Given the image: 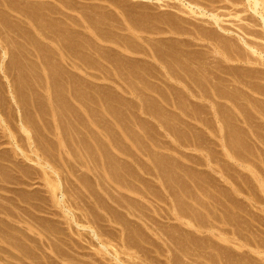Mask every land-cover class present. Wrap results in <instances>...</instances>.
<instances>
[{
  "label": "rangeland",
  "instance_id": "374dc122",
  "mask_svg": "<svg viewBox=\"0 0 264 264\" xmlns=\"http://www.w3.org/2000/svg\"><path fill=\"white\" fill-rule=\"evenodd\" d=\"M0 1L2 2V3L0 2V5H2L0 6V40H2L0 41V67H1L0 68V158H2L0 159V164H1L0 165V199H2L0 200V204H1L0 208L2 209V210L0 209V248L3 249V250L0 249V258H1L0 264H3V263L4 264L6 263L8 264L48 263V261L46 260L51 256H55V257L57 256L59 258V256L56 255L57 249L55 248H58L60 250L64 249V251L65 250L67 251L68 249L69 251L76 249V254H75V250L72 251L76 255V257H73L74 260L77 258V256L79 257L83 255V257H79L80 262H78L77 260L78 258L76 259L77 261L75 260L76 262L70 259L72 258L71 256L70 258L66 256L67 257L65 260L66 263L64 261V258L58 259L56 257V260L58 261V263L60 262L59 260H61L59 264L61 263L69 264L70 260H72L74 264L76 263L77 264H85V263L95 264L96 262H97L96 264H103L104 259H105L104 264H108V263L109 264H122L124 263L123 261L129 260L126 258V257L130 258L126 254V252L129 250L131 251L135 250L137 252V256L139 254L140 256H142L144 252L146 254L148 251H151L152 249L157 250V248H159V250H163V253H166L164 249L161 248L164 242L162 243V240L159 238L160 234H162L163 236V233L164 235L165 234L173 235L177 233H178L177 235H180L181 233V235L185 234L186 236H188L187 233H190L189 234L190 236L191 235L195 236L197 237V239H199V237L202 238L203 240L199 239L200 241L195 240L196 241L195 243H197V245L194 243V239L192 240V243H190L191 241L188 243L192 245L186 244L187 242L186 243L183 241L181 242L185 243V245H188V247L191 246L193 248L195 247L200 248L202 246L199 251L197 249V252H195L196 250L195 251L191 250V252L193 251V253L195 252L196 254L199 252L201 254L202 253L201 251H203L204 254L203 253L202 254L204 256H205V251L207 249L203 250L202 248H208L206 252V255L208 257L207 256L197 257V258H204L201 260L203 261L206 260L205 263L210 262L212 258H213L212 261L214 260L217 263L210 262L211 264H219V262L226 263L224 258L227 259L232 256H235V257L237 256L236 258L232 257L233 259L229 258L230 260L228 259L227 260L230 261L229 263L232 262L234 264H238L239 261L240 262L241 260L243 261L244 258L241 259L240 257V259H238V257L242 256L243 254H245L244 256H246V259H247L248 257L247 253L248 255L249 253H252L249 251L248 247L247 246L243 247V249L241 248V250H239V247H238V249H236L237 250L236 252L234 250L235 248H233L234 243L236 247V243H237L236 240H233L235 241L234 243L233 241H230L228 243L227 241H225V243L220 242V241H223L217 237V235L221 233V231L219 232L220 229L219 230L215 229L217 230L216 232L215 230L212 231L211 229L201 228L200 226L202 225L200 226L197 225L198 228L199 227L201 228L200 229L201 234H200L199 229L197 227H195V229H193L194 227L189 228V225L186 224V222H188V218L190 217V219H192L191 222H193L194 220L195 222L200 220L203 224H206L205 221H208L209 219V220H212V221H208L211 225L213 224V221L215 220L218 222H214L213 225H215L216 223H217L216 226L221 223L222 224L224 223L225 225L228 222L227 220H229L227 219V217L230 216L232 219L234 218L235 219L232 221L230 217L228 218H230L232 222H237V224L239 223V226L236 225V223H233L232 224L233 227H232L231 226L232 222L229 223L231 227L227 225L228 223L225 226L219 225L220 228L228 227L229 228V229L227 228L228 230L232 229L231 232H229L228 230H226V228H223L222 230L225 229L224 231H222L223 234L226 233L227 235V233L229 232L232 235H234L235 234L234 232L236 231V234L238 233L237 234L238 236L242 232H243L242 233L243 235L241 234L240 236H244V234L246 233L245 235L247 237V240L250 238L249 239V241H251L250 244L252 243L255 244V242H257L256 240L259 241V239L262 238L263 233H264V229H259V228H264V224H262V222H264V218H263L264 217V202H263L264 200L262 201V199H264V185H263L264 184V87H263L264 86V77H263L264 76L263 74L264 64H262L264 63V59L258 56L257 53L256 54L254 53L255 55L254 56L251 50H249V48L246 46L245 42L243 40H242L243 42H240L241 40H239L242 36L247 40L252 39L250 42L253 41V43H256V44L258 42L259 43L258 46L260 47H262V45L264 46L263 44L264 41H262L260 38H258V41H257L256 37L251 38L252 35H250L251 29H252V32L254 31L256 32L257 31L256 29H258V31L260 32L258 25L257 26L255 25V27L254 25L251 26L252 24L255 23V21H251V18L254 14H250V11L249 13L248 11L246 12L243 11L242 7L247 8L246 6L241 5V4L235 6L233 2H230V1L221 0L222 2H220V0L218 1L213 0L212 2H210L209 0L210 4L208 5V3L205 2V1L208 2V0H205V1L199 0L203 4L204 3L207 4L208 6L205 5L207 6V8L210 7V5H212L208 9L212 8L216 13L219 12L218 14L221 18L220 24L223 25V28H221L222 25L219 26L215 24L212 21V19H210V17L209 18L207 16L201 17L194 13L193 15H189L188 13L190 14L192 13L187 8H185L183 5L180 4L181 5L180 6L178 4V1L176 0L175 1L169 0L170 1V2L168 1L169 5H168L167 0L166 1L163 0L162 1L163 4L160 3L158 0L157 1L156 0H152V1L151 0H146V1L136 0L137 3L135 0H126V1L117 0V3L119 5H117V3H115L116 1H113V0H6V1L0 0ZM11 2H13L12 7H11ZM219 2L221 5L219 4ZM114 3L116 4V6ZM158 3H160V5ZM212 3H215V4H212ZM48 7L50 8V10ZM5 8H8V9H5ZM111 8L113 9V11ZM121 8H123L122 9L123 12ZM240 8L242 9L241 11H243V13L240 11ZM61 9H64V11L62 10V12H60ZM118 9L121 11L117 12L119 11ZM180 10L182 11L180 12ZM108 11L110 13H108ZM8 13H10L11 16L8 15ZM70 13L72 14L71 16H70ZM118 13H121V14H118ZM122 13H127V14H122ZM140 13H142L143 16ZM173 13L174 15H177V16H174ZM84 14H86L87 16ZM103 14L104 15L106 14L105 17ZM117 14H118V17H116ZM237 14L238 15L241 14L240 15L241 17H238ZM4 15H6V17ZM78 15H82V16H78ZM246 16H248L249 18ZM141 17L149 18V20L145 18L142 19ZM57 18L59 20H57ZM60 18H62V20ZM79 18L80 20H78ZM103 18L105 20L107 19L106 20L107 23L105 22V20H103ZM177 18H179L180 20ZM191 18L193 21L191 20ZM9 19L13 21L11 22V20ZM81 19H83L84 21L82 22ZM63 20L64 21L66 20L68 22L65 21L63 23ZM135 20H137L136 22L138 24L135 22ZM166 20L167 21L169 20V21L167 22ZM174 20H178V21L174 22ZM95 21H97V23ZM209 21L211 22L209 23ZM9 22L11 24H9ZM92 22H94V24ZM65 23H67V25ZM13 24L14 26L12 28L11 25ZM53 24L55 25L53 26ZM72 24L73 25L75 24V25L73 26ZM91 24H92V27H91ZM127 24H128V28H126ZM178 24L179 25L181 24V25L178 26ZM184 24H186V26ZM121 25H122V28H121ZM244 25H247V26H244ZM218 27H220L221 30ZM239 27H242V28H239ZM249 27L250 28L252 27V28L249 29ZM7 28L9 29L7 30ZM11 28L12 30H14L13 32ZM173 28L175 29L176 32L174 31ZM224 28L225 29L227 28L226 30H228L226 31V33H223L225 32L223 31ZM243 28L247 30V33L244 32L245 30ZM260 29L262 28L260 27ZM200 30L203 32V34ZM205 31L206 32L209 31V33L211 31L212 34L207 33L209 34V36H207ZM215 32L216 33L219 32V33L216 34ZM238 32H241V33H238ZM8 35L10 36L12 35V39ZM212 35H215V36H212ZM5 36H7L9 40H7ZM2 37L5 38L7 41L5 39L3 40ZM255 38H256V41H255ZM259 41L260 42L262 41L261 42L262 44ZM244 46L247 47V49L244 48ZM241 51L243 53H241ZM248 52L250 53V55L252 54L251 57H253L254 59L249 58L250 56L248 55L249 54ZM240 56L242 58H240ZM243 58H247V60L246 59L243 60ZM257 58L260 60V62ZM251 59L253 61H251ZM257 61L260 64L257 63ZM114 65L115 67H113ZM132 66H134V69ZM116 67L118 69H116ZM117 73L119 74V76ZM150 73L152 74V76ZM161 77L163 81L161 80ZM164 77L167 79H165ZM136 79L138 80V82L139 81L141 82L138 83L137 81H135ZM152 79L154 80L153 82L151 81ZM216 82H218L216 86L218 90H220L219 92L215 86ZM144 83L146 84V86ZM209 83H211L212 86ZM134 85L137 87H134ZM260 90H262V92H259ZM201 91L204 93H206L205 91H207L208 93H206L205 95ZM192 92L194 93V95H192L193 94ZM187 93L189 94L188 96H187ZM200 93H201V96H200ZM211 93L213 95H211ZM226 93L228 97L227 95H225ZM218 94L219 96H217ZM169 95H171V97ZM224 95L226 97H224ZM182 96H185V97H182ZM208 96L209 97L211 96V97L209 98ZM203 97L204 99L205 98L206 99L204 100ZM191 98H194L195 100L194 99L191 100ZM169 99H171V102ZM152 100L153 102L151 103ZM165 100L166 101L169 100V101L165 102ZM178 100L180 102L181 101H184V102L179 103ZM187 100L189 101V103L187 102ZM219 100L222 102V104H220L221 102ZM225 100L228 104L224 102ZM230 100L231 101L233 100V101L231 102ZM154 101L156 104L160 102L162 104L161 105L158 104L159 105L158 106L154 103ZM196 101L198 105L196 104ZM200 101L203 103V105H201ZM214 101H216L215 102L216 104H214ZM170 103H171V106L168 105ZM217 103H219L220 106L222 105L223 106L220 107L219 104ZM188 104H190V106ZM178 105H181V106H178ZM224 107H228V109L226 108L223 110ZM220 108L222 109L224 113L220 112L221 111ZM230 108H232V110L234 111H232ZM217 109H218V112H220L221 114L220 113L218 114V112L216 111ZM222 113L226 116H224ZM228 113L229 114L231 113L230 114L231 116ZM233 114L235 115L234 119L232 118ZM218 116L221 118V120ZM225 117H227L226 119L229 118L230 122H233V124L228 122L229 119L227 121H223L224 120L223 118ZM211 121L213 122L215 126L211 124L212 123ZM212 127H213V130H211ZM220 128H221V131H220ZM25 131H27L28 134ZM118 135L119 136L121 135L120 139ZM226 136L228 139L226 138ZM113 137L117 139L115 140ZM125 137H127L128 140ZM195 137L196 138L201 137V138L197 140ZM105 138L108 139V141L105 140ZM129 138L132 140H130ZM204 138L206 139V141ZM125 139L126 141H124ZM185 139L188 141L190 140L191 143L186 141ZM223 139L227 143L224 142ZM194 141L197 145H195ZM219 142L221 143L220 145H219ZM201 143L203 146L201 145ZM206 144H208L211 147L209 148V146ZM226 145L227 146L230 145L231 151L228 149L229 146L227 147ZM224 146L225 148H223ZM17 151H18V154H17ZM37 154L38 155L40 154L41 156H36ZM231 155L232 156L235 155V156L232 157ZM9 156H12V157L9 158ZM203 156L205 157V159L201 158ZM212 157L215 160H213ZM201 159H203V161ZM207 160L210 162V164ZM222 160H223V164H222ZM214 161L217 164H215ZM18 162H21V163L18 164ZM13 163L16 164L17 166H13L14 165ZM183 164H185V169L183 167L184 166ZM229 164H231V166ZM212 165L214 166V168ZM216 166H219V167H216ZM203 169L206 171L207 170H210V171L205 172L203 171ZM221 169L223 172L221 171ZM200 170L203 172V174L204 173L205 174L203 175ZM107 172H109L110 174L109 173L107 174ZM26 174L28 175L26 176ZM85 174L87 175V177ZM225 175H227L228 178L225 177ZM109 176L111 178H109ZM11 181L14 183H12ZM260 181L261 183L262 182L263 183L261 184ZM92 182H96V183H92ZM58 183L59 184L61 183L60 186ZM232 183L236 186H234ZM101 185H103L104 190L102 189ZM220 185L223 189L220 187ZM240 185L242 187H240ZM97 187L98 189H96ZM91 188H92V191H91ZM243 188L245 192L247 191L249 192L245 193L242 190ZM8 189L9 191H7ZM224 189L225 191H223ZM31 190H33L34 192ZM28 191H30V193ZM52 191H55V192H52ZM63 191H66V192L62 194ZM90 191L91 193L93 192L92 194L94 195H92L91 193H88ZM229 191H231V193ZM84 193L86 197L85 195L83 196ZM100 193L101 194L103 193L104 195L103 194L101 195ZM65 194L66 196H64ZM252 194L254 195L253 197H252ZM257 194H259L261 197L259 198V195ZM30 195L33 198L35 197V199H33ZM213 195H216L217 197L216 196L212 197ZM218 195H221V196H218ZM61 196H64V197H61ZM102 196L104 197L103 200L101 198ZM98 197L99 199L100 198L101 199L99 200ZM105 197H106V200H105ZM227 197L228 199H231L232 201L228 200ZM61 198H64L62 199L64 200V202L61 200ZM36 199H40V200H36ZM246 199H248L249 202L248 200L245 201ZM41 200L43 201V203ZM215 200L217 202L219 201L218 204H216L217 202ZM83 201L86 202V204L83 203ZM89 201H91L92 204ZM103 201H105L104 204H103ZM211 201L214 203V205ZM77 202L80 204L76 205ZM233 202L235 203L234 205L231 204L233 205L231 206L230 203H233ZM172 203H173V206H172ZM182 203H184V205ZM202 203L203 204L207 203V204L202 206L203 205ZM209 204H211V206L213 205L212 207L215 208V210L214 211L212 210L211 212H215V213L219 205L221 206L223 204L222 208L220 207L221 208L220 210H222L223 208L225 209L227 207L226 209H228V212L224 210L227 213H225L224 215L222 214V217L224 216L223 218H226L224 219L225 222L223 221L219 222V220H217L221 218L215 219V217L221 216L219 209H218L219 212L217 216L214 213L213 214L211 213L215 217L207 214L210 212L208 209L211 208ZM244 204H246V207H243L245 206ZM70 205H71V208H70ZM81 205L85 206L86 208L82 207ZM256 205L260 207H257ZM78 206L79 207L81 206L82 208L81 207L79 208ZM235 206L237 208L238 206H240L241 209L239 208L237 209ZM12 207L13 208L15 207V208L13 209ZM18 207L20 208L18 209ZM65 207L66 208L69 207L70 209L68 208L66 209ZM242 207L244 210L242 209ZM185 208L186 210H184ZM201 208L202 209L204 208V210H202ZM230 208H231V211H230ZM234 208H236L237 210L236 209L233 210ZM191 209H193V211L196 212L197 214L193 213ZM66 210H68L67 211L68 213L66 212ZM197 210L200 213L197 212ZM85 211L87 213H85ZM185 211H186V214L189 215V217L185 215ZM224 211L222 210V213ZM229 211L232 212V214ZM71 212L74 215H72ZM88 212L90 214L92 213L93 215H95L94 217L97 216L95 218L96 220L93 219V215L91 214L92 215L91 216ZM172 212L175 215H177L180 219L175 218L176 216ZM234 212L235 213L238 212V213L235 214ZM239 212H240V215H238ZM169 213L171 214L169 215ZM228 213L231 215H228ZM233 213L236 215V217L237 216L238 217L240 216V217L236 218L235 215H233ZM247 213L249 214V216ZM254 213L257 214L256 216L258 218L255 216ZM259 213L261 215H259ZM67 214H69L68 217H67ZM84 214L85 215L88 214L89 218L87 216L86 217L90 220L92 219L91 222L92 221L93 222L91 223L90 220H88ZM226 214L228 216H226ZM20 215L23 217H20ZM71 215L74 217V219L72 218ZM75 215L77 216V221L82 223L80 224L78 222L81 226L78 225L75 219L76 218ZM193 215L194 216L197 215L198 217L196 216V219H195ZM207 215H209L210 218L211 217L212 218L211 219L207 218L209 217ZM79 216L83 220V222L79 218ZM83 216L87 220H85ZM181 216L182 218L183 217L185 218V219L183 218V221L186 220V216H187L186 222H182ZM259 217H261L262 220L259 219ZM155 218L157 220H154ZM249 218H251L252 221ZM106 219L110 221L108 222ZM112 219L114 220V222H112L113 221ZM48 220H50L49 223H48ZM74 220L76 222H74ZM37 221H40V222H37ZM115 221L117 223L119 222V224H116ZM122 221L124 224L125 223L128 224V221H130L129 223L132 226H130L129 224L124 225ZM200 221H198L197 224H202ZM250 221L251 223H248ZM29 222H32L34 224L30 223L31 224L30 226ZM65 222H67V224L69 225L64 224ZM153 222L155 224H153ZM209 223L207 224L210 225ZM141 224H143L144 227ZM177 224L178 226L180 225L179 228L176 226ZM184 224L187 225L188 228H186ZM207 224L205 226L207 228L213 226V225L208 226ZM234 224L238 226L237 228L238 231L236 230V226ZM11 225L12 226L14 225L15 229ZM93 225H95V227ZM145 225H147V227ZM153 225L154 227H152ZM174 225L176 226V228H178L177 230L173 229L175 228ZM182 225H184V228H182ZM123 226H125L126 229L123 228ZM128 226H130V229H128L129 228ZM155 227L157 228V230H155L156 229ZM92 228L96 229L99 235L100 234L102 235L100 236L103 240L90 235V234H93ZM102 228H105V230ZM114 228H116L115 231H113ZM241 228H243L242 229L243 231L241 230ZM247 228L249 231L247 230ZM43 229H45L44 230L45 232H43ZM180 229L183 230L184 233L183 231L181 232ZM239 229H240V233H239ZM256 229L259 231H257ZM40 230L42 232H40ZM146 230L148 233L145 232ZM158 230L159 232H156ZM195 230H197L199 233L196 232ZM202 230L206 233L202 234L203 233ZM261 230H263L262 231L263 233L261 232ZM24 231L25 233L27 232L26 235L28 237L24 235L25 234ZM52 231L55 232L57 237ZM193 232H195L194 235L191 234ZM45 233L48 237L47 236L45 237ZM120 233L121 234L124 233V234L120 235ZM135 233H137L138 235ZM65 234L67 235L65 236ZM196 234L200 236H196ZM206 234H208L206 236L207 238H205L207 240L204 242L205 236L204 237H201V236L206 235ZM231 234L227 235V237L229 236L228 238H232L235 236V235L230 236ZM31 235H34V236H31ZM211 235L213 236V238ZM214 235L220 241L215 240ZM42 236L45 238H43ZM103 236L104 237L107 236L108 238L107 237L104 238ZM121 236L122 237L128 236L125 239L131 242L126 241L127 243H124L125 239L124 237L122 238ZM153 236H155V238ZM192 236L191 238H193ZM208 236H210L211 238V239L209 238L210 240L208 239ZM129 237L131 238L129 239ZM246 237L244 238L242 237V238L246 239ZM148 238H151V239H148ZM156 238H157V241L155 240ZM182 238L184 237L182 236ZM87 239L90 240L92 243L88 241ZM114 239L116 240L114 241ZM262 239L261 241L257 243L262 242L263 241ZM34 240L37 245L34 244L35 243ZM101 240L103 242L104 240L105 242H107L108 244V245L106 244L108 246L107 249L101 245L102 244ZM120 240H122L123 242L121 241L122 242L121 243ZM132 240H133V243H132ZM189 240L191 239L189 238ZM211 240L213 241V243L211 242ZM214 241L215 243L217 242L218 244L214 245L215 244ZM73 243L75 244V247ZM128 243H130V245ZM230 243L232 245H231V248L230 247L229 248L230 249L233 248L232 250L234 251L228 249V245ZM15 244L16 245L18 244V245L16 246ZM31 244L33 245L34 249L32 248ZM157 244L159 246L161 244L162 245L161 247H158ZM193 244H195V247L193 246ZM225 244L227 248L225 247ZM254 244L252 246H255ZM263 244H258V246L261 245V247H263ZM126 245L128 248L126 247ZM128 245L132 246V249ZM85 246H87V248ZM153 246H156V248ZM215 246L216 247L218 246L217 249ZM221 246L223 247L222 250H221ZM147 247H148V251H146ZM224 247L226 248L225 249L226 251L228 249L227 252L224 250ZM83 248L84 249L86 248V249L84 250ZM101 248L102 249L104 248V250H102ZM150 248L152 249L150 250ZM49 249L52 251H50ZM138 249L140 251H142L143 249L144 250L143 252H140V251L138 252ZM37 250H39L38 251L39 254L37 253ZM78 250L81 251V253H79ZM116 250L118 251L116 252ZM209 250H211L212 252ZM216 250L217 251L221 250V252L219 251L217 252ZM2 251L4 252V254ZM35 251L36 253H34ZM69 251L67 252L72 254V252H69ZM77 251L79 255L77 254ZM98 251H100L101 253H99ZM6 252L8 253L7 256H6L7 254ZM152 252H154V250L151 252H148L145 256L143 255L144 256L143 259H145L146 261H149L150 263L153 261L154 263V261L160 262V260L164 258L163 253H161L162 255L161 256L159 253H157L156 255L155 254L156 252L154 254H152ZM210 252L212 254L214 252V254L212 255L210 254ZM228 252H229V255L232 252L231 256L227 254ZM199 253L197 255H200ZM217 253L218 255L222 256V257L219 256L221 259H223L222 261L219 258L220 261L218 262V255H216ZM148 254H151V256ZM225 254L228 256V257L226 256L227 258L224 257ZM253 254L257 255L254 252ZM47 255H50V256L46 257ZM153 255H156V259L158 260H156L155 256L153 257ZM158 255L162 257L160 258V260L159 258H157ZM210 255L213 257L211 258ZM214 255L217 256L216 257L217 259L216 258L214 259ZM250 255L251 257L252 256L256 257V259H257V256L259 258V255L257 256L252 255V254ZM140 256L137 257L138 261L142 260ZM146 256H149L148 259H151V261L147 260V258H145ZM84 257L90 258V259H85ZM53 258L54 257L49 258L50 263L53 264L52 262H54V264H58L57 261L53 260ZM82 258H84L86 261ZM208 258L210 260H208ZM231 259L232 260L235 259L234 262L231 261ZM262 259L264 261V257ZM36 260L37 262H35ZM236 260H239V261L235 263ZM42 261H44V263ZM146 261L142 260L141 262H137V263H142V262L145 263ZM203 261H201L200 263L203 264L202 263ZM263 261L261 260L259 264H262L261 262ZM159 262L156 264H159ZM200 263H195V264H200Z\"/></svg>",
  "mask_w": 264,
  "mask_h": 264
},
{
  "label": "bare ground",
  "instance_id": "6f19581e",
  "mask_svg": "<svg viewBox=\"0 0 264 264\" xmlns=\"http://www.w3.org/2000/svg\"><path fill=\"white\" fill-rule=\"evenodd\" d=\"M5 1H6V0H5ZM113 1H116L115 3H117V0H113ZM120 1H122V0H120ZM125 1H126V0H125ZM125 1H124V2H125ZM135 1H136V0H135ZM142 1H143V0H142ZM142 1H141V2H142ZM145 1H146V0H145ZM151 1H152V0H151ZM156 1H157V0H156ZM158 1H159L160 3H162L163 0H158ZM164 1H166V0H164ZM168 1H169V0H167V2H168ZM174 1H175V0H174ZM174 1H172V2H174ZM176 1H178V4H179V5H180V4L183 5L185 8H187V9L192 13V14L188 13L189 15H193V13H194V14L199 15V16H201V17H203V16H207L208 18L210 17V19H212V21H213L215 24H217V25H219V26L222 25V24H220V20H221V18H220L219 14H218L219 12L216 13L212 8H211L212 10H211V9H208V8H210L212 5H210V7L207 8V6H208V5L210 4V2H212L213 0H210V2H209V0H208V2L204 0L206 3H208V5L205 4V3L203 4V3H202L201 1H199V0H176ZM204 1H203V2H204ZM217 1H218V0H217ZM226 1L233 2V4H234L235 6H237V5H239V4L244 5V6H246L247 8H244V7L240 6V7L243 8V11H245V12L248 11V13H249V11H250V14H254V15L252 16V18H251V21H255V23L253 22L254 24H252V25L250 24V25H251V26L254 25V27H255V25H256V26L258 25V26H259V30H260V32H259L258 29H256V28H255V29H256L257 31H256V32H255V31L252 32V29H251L252 27H251V28L249 27V29H251V31H250V32H251L250 35H252L251 38H252V37H256V38H257V41H258V38H260L262 41H264V0H226ZM226 1H225V2H226ZM0 2H1V1H0ZM3 2H4V1H3ZM9 2H10V1H9ZM43 2H44V1H43ZM110 2H111V1H110ZM153 2H154V1H153ZM169 2H170V1H169ZM169 2H168V5H169ZM220 2H222V1L220 0ZM220 2H219V4H220ZM223 2H224V1H223ZM1 3H2V2H1ZM12 3H13V2H11V7H12ZM115 3H114V4H115ZM136 3H137V1H136ZM155 3H156V2H155ZM160 3H158V4L160 5ZM165 3H166V2H165ZM165 3H164V4H165ZM215 3H216V2H215ZM215 3H212V4H215ZM217 3H218V2H217ZM228 3H229V2H228ZM3 4H4V3H3ZM9 4H10V3H9ZM46 4H47V3H46ZM48 4H49V3H48ZM111 4H112V3H111ZM147 4H149V3H147ZM162 4H163V3H162ZM4 5H5V4H4ZM4 5H3V6H4ZM6 5H8V4H6ZM43 5H44V4H43ZM117 5H119V4L117 3ZM123 5H124V4H123ZM141 5H142V4H141ZM141 5H140V6H141ZM165 5H166V4H165ZM168 5H167V6H168ZM171 5H172V4H171ZM181 5H180V6H181ZM205 5H207V6H205ZM220 5H221V4H220ZM225 5H226V3H225ZM230 5H231V4H230ZM0 6H2V5H0ZM107 6H108V5H107ZM115 6H116V4H115ZM115 6H114V7H115ZM133 6H134V5H133ZM140 6H138V7H140ZM176 6H177V5H176ZM183 6H182V8H183ZM217 6H218V5H217ZM44 7H45V6H44ZM56 7H57V6H56ZM112 7H113V6H112ZM118 7H119V6H118ZM123 7H124V6H123ZM129 7H130V6H129ZM172 7H173V6H172ZM226 7H227V5H226ZM229 7H230V6H229ZM233 7H234V6H233ZM3 8H4V7H3ZM48 8H49V7H48ZM119 8H120V7H119ZM126 8H127V7H126ZM144 8H145V7H144ZM170 8H171V6H170ZM179 8H180V7H179ZM216 8H217V7H216ZM238 8H239V7H238ZM5 9H8V8H5ZM9 9H11V8H9ZM12 9H13V8H12ZM54 9H55V8H54ZM109 9H110V8H109ZM111 9H112V8H111ZM122 9H123V8H121V10H122ZM127 9H128V8H127ZM134 9H135V8H134ZM138 9H139V8H138ZM233 9H234V8H233ZM244 9H245V10H244ZM49 10H50V8H49ZM57 10H58V8H57ZM62 10L64 11V9H61L60 12H62ZM116 10H117V9H116ZM116 10H115V11H116ZM118 10H119V9H118ZM121 10H119V11H117V12H120ZM124 10H125V8H124ZM241 10H242V9L240 8V11H241ZM5 11H6V10H5ZM8 11H9V10H8ZM54 11H55V10H54ZM54 11H53V13H54ZM112 11H113V9H112ZM115 11H114V12H115ZM178 11H179V10H178ZM181 11H182V10H180V12H181ZM183 11H184V10H183ZM243 11H241V12L243 13ZM2 12H3V11H2ZM67 12H68V11H67ZM117 12H116V13H117ZM122 12H123V10H122ZM124 12H125V11H124ZM130 12H131V10H130ZM140 12H142V11H140ZM143 12H144V11H143ZM184 12H185V11H184ZM237 12H238V11H237ZM237 12H236V13H237ZM241 12H239V13H241ZM245 12H244V13H245ZM5 13H6V12H5ZM51 13H52V12H51ZM58 13H59V12H58ZM84 13H85V11H84ZM108 13H110V12L108 11ZM169 13H171V12H169ZM182 13H183V12H182ZM185 13H186V12H185ZM234 13H235V11H234ZM3 14H4V13H3ZM63 14H64V12H63ZM66 14H67V13H66ZM68 14H69V13H68ZM82 14H83V12H82ZM112 14H113V12H112ZM118 14H121V13H118ZM118 14H117L116 17H118ZM122 14H127V13H122ZM138 14H139V13H138ZM140 14L142 15V13H140ZM188 14H187V15H188ZM8 15H10V13H8ZM60 15H61V13H60ZM71 15H72V14L70 13V16H71ZM84 15H86V14H84ZM103 15H104V14H103ZM105 15H106V14H105ZM105 15H104V17H105ZM114 15H115V13H114ZM129 15H130V14H129ZM173 15H174V13H173ZM235 15H236V14H235ZM240 15H241V14H239V15L237 14L238 17H241ZM246 15H247V14H246ZM248 15H249V14H248ZM4 16L6 17V15H4ZM10 16H11V15H10ZM66 16H67V15H66ZM70 16H69V17H70ZM75 16H76V14H75ZM78 16H82V15H78ZM78 16H77V17H78ZM86 16H87V15H86ZM88 16H89V15H88ZM110 16H111V14H110ZM126 16H127V15H126ZM138 16H139V15H138ZM142 16H143V15H142ZM174 16H177V15H174ZM184 16H185V15H184ZM184 16H183V17H184ZM255 16H256V18H255ZM51 17H52V16H51ZM55 17H56V16H55ZM72 17H73V16H72ZM83 17H85V16H83ZM91 17H92V16H91ZM101 17H103V16H101ZM139 17H140V16H139ZM196 17H197V16H196ZM221 17H222V16H221ZM243 17H244V16H243ZM243 17H242V19H243ZM246 17H248V16H246ZM253 17H254V19H253ZM9 18H10V17H9ZM53 18H54V17H53ZM62 18H63V17H62ZM62 18H60V19L62 20ZM66 18H67V17H66ZM73 18H74V17H73ZM73 18H72V19H73ZM75 18H76V17H75ZM109 18H110V17H109ZM112 18H113V17H112ZM141 18H142V17H141ZM143 18H145V17H143ZM143 18H142V19H143ZM179 18H181V17H179ZM179 18H177V19H179ZM187 18H189V17H187ZM248 18H249V17H248ZM50 19H51V18H50ZM64 19H65V17H64ZM85 19H86V18H85ZM89 19H90V18H89ZM93 19H94V18H93ZM99 19H100V18H99ZM124 19H126V18H124ZM145 19H148V20H149V18H145ZM201 19H202V18H201ZM238 19H239V18H238ZM9 20H11V19H9ZM54 20H55V19H54ZM57 20H59V19L57 18ZM70 20H71V19H70ZM78 20H80V18H79ZM87 20H88V19H87ZM103 20H105V19L103 18ZM106 20H107V19H106ZM106 20H105V22H106ZM112 20H113V19H112ZM121 20H122V19H121ZM129 20H130V19H129ZM171 20H172V19H171ZM179 20H180V19H179ZM182 20H183V19H182ZM186 20H187V19H186ZM191 20H192V18H191ZM240 20H241V19H240ZM249 20H250V19H249ZM12 21H13V20H11V22H12ZM65 21H66V20H65ZM65 21L63 20V23H64ZM76 21H77V20H76ZM76 21H75V22H76ZM81 21L83 22L84 20L81 19ZM90 21H91V20H90ZM100 21H102V20H100ZM117 21H119V20H117ZM131 21H132V20H131ZM131 21H130V22H131ZM133 21H134V19H133ZM136 21H137V20H135V22H136ZM139 21H140V19H139ZM166 21H167V20H166ZM168 21H169V20H168ZM168 21H167V22H168ZM172 21H173V20H172ZM175 21H178V20H174V22H175ZM183 21H184V20H183ZM188 21H189V20H188ZM188 21H187V22H188ZM192 21H193V20H192ZM58 22H59V21H58ZM66 22H68V21H66ZM75 22H73V23H75ZM85 22H86V21H85ZM87 22H88V21H87ZM95 22L97 23V21H95ZM103 22H104V21H103ZM103 22H102V24H103ZM113 22H114V21H113ZM113 22H112V24H113ZM119 22H121V21H119ZM122 22H123V21H122ZM174 22H172V23H174ZM210 22H211V21H209V23H210ZM213 22H212V24H213ZM241 22H242V21H241ZM243 22H244V21H243ZM13 23H14V22H13ZM92 23L94 24V22H92ZM106 23H107V22H106ZM110 23H111V21H110ZM136 23H137V22H136ZM164 23H166V22H164ZM193 23H194V22H193ZM195 23H196V22H195ZM251 23H252V22H251ZM9 24H11V23L9 22ZM56 24H57V23H56ZM60 24H61V23H60ZM65 24L67 25V23H65ZM83 24H84V23H83ZM89 24H90V23H89ZM99 24H100V23H99ZM114 24H115V23H114ZM120 24H121V23H120ZM123 24H124V23H123ZM131 24H132V23H131ZM131 24H130V25H131ZM137 24H138V23H137ZM167 24H169V23H167ZM244 24H245V23H244ZM247 24H248V23H247ZM6 25H7V24H6ZM54 25H55V24H53V26H54ZM69 25H70V24H69ZM72 25H73V24H72ZM74 25H75V24H74ZM74 25H73V26H74ZM84 25H85V24H84ZM87 25H88V24H87ZM100 25H101V24H100ZM118 25H119V24H118ZM118 25H117V26H118ZM180 25H181V24H180ZM180 25L178 24V26H180ZM182 25H183V24H182ZM184 25L186 26V24H184ZM187 25H188V24H187ZM196 25H197V24H196ZM11 26H12V28H13L14 24L11 25ZM96 26H97V25H96ZM107 26H108V25H107ZM112 26H113V25H112ZM131 26H132V25H131ZM133 26H134V25H133ZM168 26H170V25H168ZM178 26H177V28H178ZM242 26H243V25H242ZM244 26H247V25H244ZM85 27H86V26H85ZM91 27H92V24H91ZM93 27H94V26H93ZM181 27H182V26H181ZM189 27H190V26H189ZM197 27H198V26H197ZM197 27H196V28H197ZM260 27H261L262 29H260ZM12 28H11V30H12ZM87 28H88V27H87ZM119 28H120V27H119ZM121 28H122V25H121ZM126 28H128V24H127V27H126ZM166 28H167V27H166ZM171 28H172V27H171ZM190 28H191V27H190ZM218 28L221 30V28H223V25H222L221 28H220V27H218ZM239 28H242V27H239ZM8 29H9V28H7V30H8ZM129 29H130V28H129ZM163 29H164V28H163ZM173 29H174V28H173ZM185 29H186V27H185ZM226 29H227V28H226ZM226 29H225V28H224V30L222 29L223 31H225V32H223V33H226V31H228V30H226ZM243 29H244V28H243ZM253 29H254V28H253ZM121 30H122V29H121ZM125 30H126V29H125ZM188 30H189V29H188ZM198 30H199V29H198ZM241 30H242V29H241ZM241 30H240V31H241ZM244 30H245V29H244ZM244 30H243V31H244ZM261 30H262V31H261ZM13 31H14V30H12V32H13ZM123 31H124V30H123ZM174 31H175V29H174ZM193 31H195V30H193ZM200 31H201V30H200ZM215 31H216V30H215ZM170 32H172V31H170ZM175 32H176V31H175ZM178 32H179V31H178ZM201 32H202V31H201ZM201 32H200V33H201ZM205 32H206V31H205ZM213 32H214V30H213ZM229 32H230V31H229ZM229 32H228V33H229ZM235 32H237V31H235ZM244 32L247 33V30H245ZM258 32H259V33H258ZM1 33H2V32H1ZM9 33H10V32H9ZM9 33H8V34H9ZM207 33H209V31L206 32V34H207ZM210 33H211V31H210ZM210 33H209V34H210ZM215 33H216V32H215ZM217 33H219V32H217ZM217 33H216V34H217ZM238 33H241V32H238ZM10 34H11V33H10ZM13 34H14V33H13ZM121 34H122V33H121ZM123 34H125V33H123ZM202 34H203V32H202ZM204 34H205V33H204ZM209 34H207V36H209ZM211 34H212V33H211ZM221 34H222V33H221ZM232 34H233V33H232ZM235 34H236V33H235ZM1 35H2V34H1ZM3 35H4V34H3ZM237 35H238V34H237ZM247 35H248V34H247ZM8 36H10V35H8ZM13 36H14V35H13ZM122 36H123V35H122ZM210 36H211V35H210ZM212 36H215V35H212ZM239 36H241V35H239ZM239 36H238V37H239ZM244 36H245V34H244ZM5 37L7 38V40H9L7 36H5ZM10 37H11V39H12V35H11ZM217 37H218V36H217ZM217 37H216V38H217ZM246 37H248V36H246ZM249 37H250V36H249ZM2 38H3V37H2ZM123 38H124V37H123ZM168 38H169V37H168ZM256 38H255V41H256ZM4 39H5V38H3V40H4ZM175 39H176V38H175ZM210 39H211V38H210ZM253 39H254V38H253ZM5 40H6V39H5ZM7 40H6V41H7ZM162 40H164V39H162ZM165 40H166V39H165ZM172 40H173V39H172ZM177 40H178V38H177ZM239 40H241L240 42H243V41L245 42L246 46L249 48V50H251V52L253 53V55H254V53H255V54L257 53L258 56H260L261 58L264 59V46H263V45H262V47H260V46H258V44H259L258 42H257V44H256V43H253V41L250 42L252 39H251V40L248 39V40H249V41H248L247 39H245V38L242 37V36H241V38H240ZM242 40H243V41H242ZM0 41H2V40H0ZM262 41H261V42H262ZM171 42H172V41H171ZM259 42H260V41H259ZM261 42H260V43H261ZM166 43H167V42H166ZM168 43H169V42H168ZM173 43H174V42H173ZM1 44H2V43H1ZM123 44H124V43H123ZM123 44H122V46H123ZM170 44H171V43H170ZM261 44H262V43H261ZM263 44H264V43H263ZM242 47H243V46H242ZM247 47L244 46V48H246V49H247ZM246 49H245V50H246ZM201 51H203V50H201ZM201 53H203V52H201ZM241 53H243V52L241 51ZM244 53H245V52H244ZM248 53H249V52H248ZM205 54H206V52H205ZM239 55H240V54H239ZM243 55H245V54H243ZM248 55L250 56V57L248 56L249 58H253V57H251L252 54L250 55V53H249ZM254 56H255V55H254ZM256 56H257V55H256ZM243 57H244V56H243ZM248 57H247V58H248ZM240 58H242V57L240 56ZM247 58H243V60H244V59L247 60ZM253 59H254V58H253ZM257 59H258V58H257ZM258 60H259V59H258ZM249 61H250V60H249ZM251 61H253V60L251 59ZM259 62H260V60H259ZM259 62L257 61V63H259ZM259 64H260V63H259ZM262 64H264V63H262ZM262 64H261V65H262ZM132 65H133V64H132ZM77 66H78V65H77ZM108 66H109V65H108ZM92 67H93V65H92ZM105 67H106V66H105ZM113 67H115V65H114ZM113 67H112V68H113ZM128 67H129V66H128ZM132 67H133V69H134V66H132ZM0 68H1V67H0ZM76 68H77V67H76ZM107 68H108V67H107ZM112 68H111V69H112ZM116 69H118V68L116 67ZM130 70H131V69H130ZM257 70H258V69H257ZM132 71H133V70H132ZM130 72H131V71H130ZM130 72H129V73H130ZM133 72H134V71H133ZM108 73H109V72H108ZM172 73H173V72H172ZM172 73H171V74H172ZM117 74H118V73H117ZM150 74H151V73H150ZM263 74H264V73H263ZM263 74H262V75H263ZM113 75H114V74H113ZM121 75H122V74H121ZM158 75H159V74H158ZM173 75H174V74H173ZM115 76H116V75H115ZM118 76H119V74H118ZM149 76H150V75H149ZM149 76H148V78H149ZM151 76H152V74H151ZM155 76H156V75H155ZM160 76H161V75H160ZM170 76H171V75H170ZM130 77H131V76H130ZM162 77H163V76H162ZM162 77H161V80H162ZM263 77H264V76H263ZM116 78H117V77H116ZM121 78H122V77H121ZM164 78H165V77H164ZM171 78H172V77H171ZM216 78H218V77H216ZM157 79H158V78H157ZM165 79H167V78H165ZM180 79H181V78H180ZM148 80H150V79H148ZM159 80H160V79H159ZM168 80H169V79H168ZM168 80H167V81H168ZM183 80H184V79H183ZM198 80H200V79H198ZM217 80H218V79H217ZM130 81H131V80H130ZM130 81H129V82H130ZM132 81H133V80H132ZM135 81L138 82L137 79H136ZM135 81H134V82H135ZM151 81L153 82L154 80L152 79ZM162 81H163V80H162ZM129 82H128V83H129ZM134 82H133V83H134ZM137 82H136V83H137ZM140 82H141V81H139L138 83H140ZM146 82H148V81H146ZM146 82H145V83H146ZM149 82H150V81H149ZM199 82H201V81H199ZM210 82H211V81H210ZM136 83H135V84H136ZM145 83H144V84H145ZM213 83H214V82H213ZM217 83H218V82L215 83V86L217 85ZM129 84H130V83H129ZM147 84H148V83H147ZM150 84H151V83H150ZM196 84H197V83H196ZM209 84H211V83H209ZM136 85H137V84H136ZM148 85H149V84H148ZM200 85H201V83H200ZM138 86H139V85H138ZM145 86H146V84H145ZM211 86H212V84H211ZM211 86H210V87H211ZM134 87H137V86L134 85ZM196 87H197V86H196ZM198 87H199V86H198ZM263 87H264V86H263ZM129 88H131V87H129ZM213 88H214V87H213ZM213 88H211V89H213ZM216 88H217V86H216ZM216 88H215V89H216ZM257 88H258V87H257ZM132 89H133V87H132ZM211 89H210V90H211ZM215 89H214V90H215ZM197 90H199V89H197ZM201 90H202V89H201ZM207 90H208V89H207ZM217 90H218V88H217ZM208 91H209V90H208ZM211 91H212V90H211ZM219 91H220V90H218V92H219ZM143 92H144V91H143ZM196 92H197V91H196ZM201 92H202V91H201ZM205 92L208 93L207 91H205ZM214 92H216V91H214ZM259 92H262V90H260ZM192 93H193V92H192ZM197 93H198V92H197ZM202 93L206 95V93H204V92H202ZM221 93H222V92H221ZM221 93H219V94H221ZM219 94H218L217 96H219ZM183 95H184V94H183ZM188 95H189V94L187 93V96H188ZM192 95H194V93H193ZM205 95H203V96H205ZM211 95H213V94L211 93ZM225 95H227V93H226ZM225 95H224V97H226ZM233 95H234V94H233ZM169 96L171 97V95H169ZM169 96H168V98H169ZM174 96H175V95H174ZM185 96H186V95H185ZM185 96H182V97H185ZM187 96H186V97H187ZM200 96H201V93H200ZM200 96H199V98H200ZM215 96H216V95H215ZM221 96H223V95H221ZM229 96H230V95H229ZM165 97H166V96H165ZM165 97H164V98H165ZM194 97H195V96H194ZM208 97H209V96H208ZM210 97H211V96H210ZM210 97H209V98H210ZM227 97H228V95H227ZM233 97H235V96H233ZM233 97H232V99H233ZM160 98H162V97H160ZM173 98H174V97H173ZM199 98H198V99H199ZM201 98H202V97H201ZM152 99H153V98H152ZM154 99H156V98H154ZM165 99H166V98H165ZM185 99H186V98H185ZM185 99H184V100H185ZM192 99H194V98H191V100H192ZM196 99H197V98H196ZM203 99H204V97H203ZM205 99H206V98H205ZM205 99H204V100H205ZM218 99H219V98H218ZM220 99H221V98H220ZM224 99H225V98H224ZM230 99H231V97H230ZM141 100H142V98H141ZM146 100H147V99H146ZM157 100H158V99H157ZM169 100H170V102H171V99H169ZM169 100H168V101H169ZM182 100H183V98H182ZM188 100H189V99H188ZM188 100H187V102L189 103ZM194 100H195V99H194ZM194 100H193V101H194ZM211 100H212V99H211ZM161 101H162V99H161ZM168 101L165 100V102H168ZM172 101H173V100H172ZM174 101H175V100H174ZM178 101H179V100H178ZM197 101H198V100H197ZM197 101H196V104L198 105ZM209 101H210V99H209ZM216 101H217V100H216ZM216 101H214V104H216V103H215ZM219 101H220V100H219ZM230 101H231V100H230ZM232 101H233V100H232ZM232 101H231V102H232ZM144 102H145V101H144ZM152 102H153V100L151 101V103H152ZM157 102H158V101H157ZM176 102H177V101H176ZM181 102H184V101H181ZM181 102L179 101V103H181ZM185 102H186V101H185ZM187 102H186V103H187ZM198 102H199V101H198ZM204 102H205V101H204ZM220 102H221V101H220ZM224 102L227 103L226 100H225ZM236 102H237V101H236ZM154 103H155V101H154ZM162 103H163V101H162ZM162 103L160 102V103H157V104L155 103V104H156V105H158V104L161 105ZM177 103H178V102H177ZM179 103H178V104H179ZM200 103H201V105H203V103H202L201 101H200ZM205 103H206V102H205ZM205 103H204V104H205ZM139 104H140V103H139ZM165 104H167V103H165ZM165 104H164V105H165ZM174 104H175V103H174ZM174 104H173V105H174ZM184 104H185V103H184ZM193 104H195V103H193ZM211 104H213V103H211ZM217 104H219V103H217ZM220 104H222V102H221ZM220 104H219V106H220ZM227 104H228V103H227ZM231 104H232V103H231ZM168 105L171 106V103L168 104ZM176 105H177V104H176ZM176 105H175V106H176ZM188 105L190 106V104H188ZM191 105H192V104H191ZM235 105H236V104H235ZM235 105H234V106H235ZM158 106H159V105H158ZM162 106H163V105H162ZM178 106H181V105H178ZM182 106H183V105H182ZM184 106H185V105H184ZM186 106H187V105H186ZM194 106H195V105H194ZM219 106H218V108H219ZM222 106H223V105H222ZM222 106H220V107H222ZM165 107H166V106H165ZM206 107H207V105H206ZM216 107H217V106H216ZM228 107H229V106H228ZM228 107H224L223 110L226 109V108L228 109ZM231 107H233V106H231ZM176 108H177V107H176ZM208 109H209V107H208ZM215 109H216V108H215ZM220 109H221V108H220ZM220 109H219V110H220ZM230 109L232 110V108H230ZM209 111H211V110H209ZM214 111H215V110H214ZM216 111L218 112V109H217ZM227 111H228V110H227ZM232 111H234V110H232ZM232 111H231V112H232ZM212 112H213V111H212ZM220 112H223L222 109H221ZM220 112H218V114H219ZM225 112H226V111H225ZM214 113H215V112H214ZM223 113H224V112H223ZM223 113H222V114H223ZM234 113H235V112H234ZM220 114H221V113H220ZM228 114H229V113H228ZM230 114H231V113H230ZM230 114H229V115H230ZM235 114H236V113H235ZM209 115H210V114H209ZM223 115H224V114H223ZM216 116H217V115H216ZM216 116H215V117H216ZM220 116H221V115H220ZM224 116H226V115H224ZM227 116H228V115H227ZM230 116H231V115H230ZM232 116H233L232 118L234 119V116H235V115L233 114ZM218 117H219V116H218ZM228 117H229V116H228ZM209 118H210V117H209ZM219 118H220V117H219ZM226 118H227V117L223 118L224 120H223V119H222V120H223V121H227L230 117H229L228 119H226ZM236 118H237V117H236ZM22 119H23V118H22ZM211 119H212V118H211ZM211 119H210V120H211ZM225 119H226V120H225ZM23 120H24V119H23ZM220 120H221V118H220ZM213 121H214V120H213ZM218 121H219V120H218ZM223 121H222V122H223ZM231 121H233V120H231ZM23 122H24V121H23ZM208 122H210V121H208ZM208 122H207V123H208ZM211 122H212V121H211ZM228 122H230V119H229ZM228 122H227V123H228ZM1 123H2V122H1ZM25 123H26V122H25ZM214 123H215V122H214ZM217 123H218V122H217ZM219 123H220V122H219ZM223 123H224V122H223ZM230 123L233 124V122H230ZM209 124H210V123H209ZM211 124H213V122H212ZM224 124H225V123H224ZM22 125H23V124H22ZM206 125H207V124H206ZM24 126H25V125H24ZM211 126H212V125H211ZM211 126H210V127H211ZM213 126H215V125L213 124ZM217 126H218V125H217ZM222 126H224V125H222ZM208 127H209V126H208ZM218 128H219V127H218ZM218 128H217V129H218ZM223 128H225V127H223ZM226 128H227V127H226ZM6 129H7V128H6ZM9 129H10V128H9ZM211 130H213V127H212ZM215 130H216V129H215ZM222 130H223V129H222ZM9 131H11V130H9ZM216 131H217V130H216ZM220 131H221V128H220ZM25 132L27 133V131H25ZM208 132H209V131H208ZM122 133H123V132H122ZM122 133H121V134H122ZM221 133H222V132H221ZM12 134H13V133H12ZM12 134H11V135H12ZM27 134H28V133H27ZM208 134H209V133H208ZM208 134H207V135H208ZM213 134H214V133H213ZM213 134H212V135H213ZM218 134H219V133H218ZM225 134H226V133H225ZM225 134H223V135H225ZM110 136H111V135H110ZM118 136H119V135H118ZM120 136H121V135H120ZM120 136H119V139H120ZM123 136H124V134H123ZM216 136H218V135H216ZM207 137H208V136H207ZM13 138H14V137H13ZM30 138H31V137H30ZM108 138H110V137H108ZM113 138H114V137H113ZM125 138H127V137H125ZM195 138H196V137H195ZM200 138H201V137H200ZM200 138H196V139L198 140V139H200ZM208 138H209V137H208ZM223 138H224V137H223ZM226 138H227V136H226ZM114 139L116 140L117 138H114ZM129 139H130V138H129ZM175 139H176V138H175ZM177 139H178V138H177ZM204 139H205V138H204ZM227 139H228V138H227ZM105 140L108 141V139H106V138H105ZM109 140H110V139H109ZM127 140H128V138H127ZM130 140H132V139H130ZM178 140H179V139H178ZM182 140H184V139H182ZM182 140H181V141H182ZM185 140H186V139H185ZM192 140H193V139H192ZM197 140H196V141H197ZM225 140H226V139H225ZM110 141H111V140H110ZM122 141H123V140H122ZM124 141H126V139H125ZM138 141H139V140H138ZM186 141H188V140H186ZM202 141H203V140H202ZM205 141H206V139H205ZM207 141H208V140H207ZM212 141H213V140H212ZM216 141H217V140H216ZM223 141H224V139H223ZM182 142H183V141H182ZM188 142H190V140H189ZM192 142H193V141H192ZM198 142H199V141H198ZM221 142H222V140H221ZM224 142H226V141H224ZM190 143H191V142H190ZM194 143H195V141H194ZM210 143H211V141H210ZM217 143H218V142H217ZM217 143H216V144H217ZM226 143H227V142H226ZM16 144H17V143H16ZM32 144H33V142H32ZM140 144H141V143H140ZM208 144H209V143H208ZM208 144H206V145H208ZM213 144H214V143H213ZM216 144H215V145H216ZM220 144H221V143L219 142V145H220ZM14 145H15V144H14ZM141 145H142V144H141ZM195 145H197V144L195 143ZM198 145H199V143H198ZM201 145H202V143H201ZM206 145H205V146H206ZM17 146H18V145H17ZM202 146H203V145H202ZM208 146H209V145H208ZM226 146H227V145H226ZM228 146H229V147H228ZM228 146H227V147H228V149L230 150V145H228ZM18 147H19V146H18ZM210 147H211V146H209V148H210ZM203 148H204V147H203ZM212 148H213V147H212ZM212 148H211V149H212ZM214 148H215V147H214ZM221 148H222V146H221ZM223 148H225V146H224ZM35 150H36V149H35ZM204 150H205V149H204ZM212 150H213V149H212ZM216 150H217V149H216ZM223 150H224V149H223ZM13 151H14V150H13ZM15 151H16V150H15ZM18 151H20V150H18ZM18 151H17V154H18ZM224 151H225V150H224ZM230 151H231V150H230ZM36 152H37V151H36ZM36 152H35V153H36ZM208 152H209V151H208ZM211 152H212V151H211ZM214 152H215V150H214ZM15 153H16V152H15ZM19 153H20V152H19ZM33 153H34V152H33ZM37 153H38V152H37ZM9 154H10V153H9ZM9 154H7V155H9ZM24 154H25V153H24ZM235 154H236V153H235ZM3 155H4V154H3ZM25 155H26V154H25ZM216 155H217V154H216ZM225 155H226V154H225ZM228 155H229V154H228ZM228 155H227V156H228ZM14 156H15V155H14ZM16 156H17V155H16ZM23 156H24V155H23ZM36 156H41V155H40V154H39V155L37 154ZM209 156H210V155H209ZM211 156H212V154H211ZM220 156H222V155H220ZM231 156H232V155H231ZM234 156H235V155H234ZM234 156H232V157H234ZM3 157H5V156H3ZM10 157H12V156H9V158H10ZM18 157H19V156H18ZM27 157H28V156H27ZM213 157H214V156H213ZM213 157H212V159H213ZM228 157H229V156H228ZM237 157H238V156H237ZM237 157H236V158H237ZM25 158H26V157H25ZM37 158H38V157H37ZM201 158H204V159H205L204 156L201 157ZM210 158H211V157H210ZM214 158H215V157H214ZM218 158H219V157H218ZM225 158H226V157H225ZM241 158H242V157H241ZM0 159H2V158H0ZM3 159H4V158H3ZM23 159H24V157H23ZM212 159H211V160H212ZM246 159H247V158H246ZM4 160H5V159H4ZM6 160H7V159H6ZM8 160H9V159H8ZM35 160H36V159H35ZM38 160H39V159H38ZM201 160L203 161V159H201ZM213 160H215V159H213ZM223 160H224V159H223ZM223 160H222V164H223ZM241 160H243V159H241ZM12 161H13V160H12ZM17 161H19V160H17ZM17 161H15V162H17ZM197 161H198V160H197ZM207 161H208V160H207ZM219 161H220V160H219ZM226 161H227V160H226ZM1 162H2V160H1ZM10 162H11V161H10ZM32 162H33V160H32ZM37 162H38V161H37ZM205 162H206V161H205ZM208 162H209V161H208ZM212 162H213V161H212ZM214 162H215V161H214ZM217 162H218V161H217ZM237 162H238V161H237ZM3 163H4V162H3ZM11 163H12V162H11ZM19 163H21V162H18V164H19ZM39 163H40V162H39ZM199 163H200V162H199ZM219 163H220V162H219ZM224 163H225V162H224ZM5 164H6V163H5ZM9 164H10V163H9ZM9 164H8V165H9ZM13 164H14V163H13ZM13 164H12V165H13ZM22 164H23V163H22ZM44 164H45V163H44ZM44 164H43V165H44ZM201 164H202V163H201ZM206 164H207V163H206ZM209 164H210V162H209ZM212 164H213V163H212ZM215 164H217V163L215 162ZM239 164H240V163H239ZM0 165H1V164H0ZM12 165H11V166H12ZM31 165H32V164H31ZM31 165H30V166H31ZM41 165H42V164H41ZM45 165H46V164H45ZM48 165H49V164H48ZM181 165H182V164H181ZM183 165H184L183 167H184V169H185V164H183ZM226 165H227V164H226ZM229 165L231 166V164H229ZM9 166H10V165H9ZM9 166H7V167H9ZM13 166H17V165L14 164ZM24 166H25V165H24ZM39 166H40V164H39ZM212 166H213V165H212ZM212 166H210V167H212ZM221 166H222V165H221ZM221 166H220V167H221ZM232 166H233V165H232ZM37 167H38V166H37ZM41 167H42V166H41ZM206 167H207V165H206ZM216 167H219V166H216ZM4 168H5V167H4ZM23 168H24V167H23ZM30 168H31V167H30ZM213 168H214V166H213ZM11 169H12V168H11ZM21 169H22V168H21ZM24 169H25V168H24ZM27 169H28V168H27ZM46 169H47V168H46ZM46 169H45V170H46ZM51 169H52V168H51ZM205 169H206V168H205ZM17 170H18V169H17ZM215 170H216V168H215ZM226 170H227V169H226ZM23 171H24V170H23ZM30 171H31V170H30ZM30 171H29V172H30ZM52 171H53V170H52ZM200 171H201V170H200ZM203 171L207 172V171H210V170H207V171H206V170L203 169ZM221 171H222V169H221ZM224 171H225V169H224ZM18 172H19V171H18ZM33 172H34V171H33ZM47 172H48V171H47ZM201 172H202V171H201ZM216 172H217V171H216ZM222 172H223V171H222ZM222 172H221V173H222ZM13 173H14V172H13ZM49 173H50V172H49ZM108 173H109V172H107V174H108ZM224 173H226V172H224ZM16 174H17V173H16ZM30 174H32V173H30ZM56 174H57V173H56ZM109 174H110V173H109ZM202 174H203V172H202ZM204 174H205V173H204ZM204 174H203V175H204ZM208 174H209V173H208ZM13 175H14V174H13ZM17 175H18V174H17ZM27 175H28V174H26V176H27ZM85 175H86V174H85ZM160 175H161V174H160ZM209 175H210V174H209ZM222 175H223V174H222ZM228 175H229V174H228ZM3 176H4V175H3ZM50 176H51V175H50ZM84 177H85V176H84ZM86 177H87V175H86ZM157 177H158V176H157ZM160 177H161V176H160ZM225 177L228 178L227 175H225ZM91 178H92V177H91ZM98 178H99V177H98ZM109 178H111V177L109 176ZM161 178H162V177H161ZM230 178H231V177H230ZM4 179H5V178H4ZM17 179H19V178H17ZM22 179H23V178H22ZM232 179H233V178H232ZM258 179H259V177H258ZM258 179H257V180H258ZM9 180H11V179H9ZM13 180H14V179H13ZM24 180H26V179H24ZM83 180H84V179H83ZM93 180H94V179H93ZM98 180H99V179H98ZM159 180H160V179H159ZM217 180H218V179H217ZM2 181H3V180H2ZM11 182H12V181H11ZM19 182H20V181H19ZM19 182H18V183H19ZM82 182H84V181H82ZM82 182H80V183H82ZM90 182H91V181H90ZM258 182H259V181H258ZM12 183H14V182H12ZM15 183H16V182H15ZM92 183H96V182H92ZM92 183H91V184H92ZM223 183H224V182H223ZM225 183H227V182H225ZM260 183H261V181H260ZM262 183H263V182H262ZM262 183H261V184H262ZM58 184H59V183H58ZM58 184H57V185H58ZM60 184H61V183H60ZM60 184H59V186H60ZM85 184H86V183H85ZM232 184H233V183H232ZM2 185H4V184H2ZM19 185H20V184H19ZM50 185H51V184H50ZM62 185H63V184H62ZM88 185H89V184H88ZM99 185H100V184H99ZM202 185H203V184H202ZM208 185H209V184H208ZM221 185H222V184H221ZM221 185H220V187H221ZM223 185H224V184H223ZM233 185H234V184H233ZM244 185H245V184H244ZM244 185H243V186H244ZM263 185H264V184H263ZM81 186H82V185H81ZM81 186H80V187H81ZM93 186H94V185H93ZM96 186H97V185H96ZM101 186H102V189H103V185H101ZM210 186H211V185H210ZM229 186H230V185H229ZM234 186H236V185H234ZM253 186H254V185H253ZM259 186H260V185H259ZM259 186H258V187H259ZM13 187H14V186H13ZM55 187H56V186H55ZM76 187H77V185H76ZM78 187H79V186H78ZM84 187H85V186H84ZM199 187H200V186H199ZM237 187H238V186H237ZM237 187H236V188H237ZM240 187H242V186L240 185ZM244 187H245V186H244ZM247 187H248V186H247ZM1 188H2V187H1ZM4 188H5V187H4ZM11 188H12V187H11ZM23 188H24V187H23ZM53 188H54V187H53ZM57 188H58V187H57ZM57 188H56V190H57ZM85 188H86V187H85ZM204 188H205V187H204ZM221 188H222V187H221ZM250 188H251V187H250ZM2 189H3V188H2ZM2 189H1V190H2ZM34 189H35V188H34ZM86 189H87V188H86ZM89 189H90V188H89ZM96 189H98V187H97ZM222 189H223V188H222ZM222 189H221V190H222ZM226 189H227V188H226ZM228 189H229V187H228ZM230 189H231V187H230ZM233 189H234V188H233ZM245 189H246V188H245ZM248 189H249V188H248ZM253 189H255V188H253ZM256 189H257V188H256ZM12 190H13V189H12ZM20 190H22V189H20ZM28 190H29V189H28ZM37 190H39V189H37ZM63 190H64V188H63ZM87 190H88V189H87ZM93 190H94V189H93ZM103 190H104V189H103ZM207 190H208V189H207ZM240 190H241V188H240ZM240 190H239V191H240ZM242 190L244 191V188H243ZM259 190H260V189H259ZM7 191H9V189H8ZM31 191H33V190H31ZM91 191H92V188H91ZM91 191L88 192V193H91ZM223 191H225V189H224ZM223 191H221V192H223ZM262 191H263V189H262ZM12 192H13V191H12ZM23 192H24V190H23ZM25 192H26V190H25ZM28 192L30 193V191H28ZM33 192H34V191H33ZM52 192H55V191H52ZM64 192H66V191H63L62 194H63ZM80 192H81V190H80ZM95 192H96V191H95ZM229 192L231 193V191H229ZM229 192H228V193H229ZM244 192H245V191H244ZM247 192H249V191H247ZM247 192H245V193H247ZM252 192H253V191H252ZM252 192H250V193H252ZM5 193H6V192H5ZM15 193H16V192H15ZM18 193H19V192H18ZM18 193H17V194H18ZM20 193H21V192H20ZM31 193H32V192H31ZM36 193H37V192H36ZM49 193H50V192H49ZM85 193H86V192H85ZM85 193L83 194V196L85 195ZM92 193H93V192H92ZM92 193H91V194H92ZM225 193H226V192H225ZM254 193H256V192H254ZM9 194H10V193H9ZM96 194H97V193H96ZM100 194H101V193H100ZM102 194H103V193H102ZM102 194H101V195H102ZM220 194H221V193H220ZM232 194H233V192H232ZM240 194H241V193H240ZM4 195H5V194H4ZM14 195H15V194H14ZM21 195H22V194H21ZM25 195H26V194H25ZM25 195H24V196H25ZM33 195H34V194H33ZM58 195H59V194H58ZM60 195H61V194H60ZM87 195H88V194H87ZM92 195H94V194H92ZM98 195H99V193H98ZM103 195H104V194H103ZM107 195H108V194H107ZM202 195H203V193H202ZM208 195H209V194H208ZM208 195H207V196H208ZM216 195H217V194H216ZM216 195H213L212 197H214V196H216ZM257 195H259V194H257ZM7 196H8V194H7ZM12 196H13V195H12ZM12 196H11V198H12ZM27 196H28V195H27ZM30 196H31V195H30ZM35 196H36V195H35ZM64 196H66V194H65ZM64 196H61V197H64ZM105 196H106V195H105ZM109 196H110V195H109ZM209 196H210V195H209ZM218 196H221V195H218ZM247 196H248V195H247ZM249 196H251V195H249ZM253 196H254V195L252 194V197H253ZM18 197H19V195H18ZM31 197H32V196H31ZM42 197H43V195H42ZM59 197H60V196H59ZM85 197H86V195H85ZM90 197H91V196H90ZM96 197H97V196H96ZM216 197H217V196H216ZM224 197H225V196H224ZM260 197H261V196L259 195V198H260ZM7 198H8V197H7ZM9 198H10V197H9ZM21 198H22V197H21ZM32 198H33V197H32ZM94 198H95V197H94ZM101 198H102V200L104 199L103 196H102ZM101 198H100V199H101ZM208 198H209V197H208ZM218 198H220V197H218ZM225 198H226V197H225ZM254 198H255V197H254ZM254 198H253V199H254ZM257 198H258V197H257ZM33 199H35V197H34ZM62 199H64V198H61V200H62ZM98 199H99V197H98ZM100 199H99V200H100ZM227 199H228V197H227ZM234 199H235V198H234ZM234 199H233V200H234ZM0 200H2V199H0ZM11 200H12V199H11ZM17 200H18V199H17ZM20 200H21V199H20ZM23 200H24V198H23ZM27 200H28V199H27ZM36 200H40V199H36ZM83 200H84V198H83ZM93 200H94V199H93ZM99 200H98V201H99ZM105 200H106V197H105ZM209 200H210V199H209ZM209 200H208V201H209ZM211 200H212V198H211ZM216 200H217V199H216ZM216 200H215V201H216ZM228 200L232 201L231 199H228ZM235 200H236V199H235ZM247 200H248V199H246L245 201H247ZM251 200H252V199H251ZM258 200H259V199H258ZM260 200H261V199H260ZM263 200H264V199H262V201H263ZM9 201H10V200H9ZM12 201H13V200H12ZM12 201H11V202H12ZM32 201H34V200H32ZM41 201H42V200H41ZM47 201H48V200H47ZM62 201L64 202V200H62ZM62 201H61V202H62ZM1 202H3V201H1ZM5 202H7V201H5ZM14 202H15V201H14ZM26 202H27V201H26ZM35 202H36V201H35ZM61 202H60V203H61ZM75 202H76V201H75ZM75 202H74V203H75ZM89 202H91V201H89ZM96 202H97V200H96ZM104 202H105V201H103V204H104ZM172 202H173V201H172ZM193 202H194V201H193ZM193 202H192V203H193ZM197 202H198V201H197ZM202 202H203V201H202ZM204 202H206V201H204ZM211 202H212V201H211ZM211 202H210V203H211ZM216 202H217V201H216ZM216 202H215V203H216ZM218 202H219V201H218ZM218 202H217L216 204H218ZM237 202H239V201H237ZM243 202H244V200H243ZM248 202H249V200H248ZM263 202H264V201H263ZM16 203H17V202H16ZM29 203H30V202H29ZM32 203H34V202H32ZM42 203H43V201H42ZM47 203H48V202H47ZM57 203H59V202H57ZM83 203L86 204V202H84V201H83ZM98 203H99V202H98ZM106 203H107V202H106ZM106 203H105V204H106ZM109 203H110V201H109ZM174 203H175V202H174ZM187 203H188V202H187ZM199 203H200V202H199ZM212 203H213V202H212ZM221 203H222V202H221ZM221 203H220V204H221ZM225 203H226V201H225ZM227 203H228V202H227ZM234 203H235V202L230 203V205H231V204L234 205ZM252 203H253V201H252ZM3 204H4V203H3ZM5 204H6V203H5ZM7 204H8V203H7ZM10 204H11V203H10ZM19 204H20V203H19ZM77 204L79 205L80 203L77 202L76 205H77ZM91 204H92V202H91ZM96 204H97V203H96ZM175 204H176V203H175ZM175 204H174V205H175ZM182 204L184 205V203H182ZM182 204H181V206H182ZM195 204H196V203H195ZM195 204H194V205H195ZM202 204H203V203H202ZM202 204H201V205H202ZM206 204H207V203L203 204L202 206H204V205H206ZM239 204H240V203H239ZM239 204H238V205H239ZM248 204H249V203H248ZM257 204H258V203H257ZM259 204H260V203H259ZM0 205H1V204H0ZM12 205H13V204H12ZM32 205H33V204H32ZM49 205H50V204H49ZM61 205H62V204H61ZM82 205H83V204H82ZM82 205H81V206H82ZM93 205H94V204H93ZM93 205H92V206H93ZM101 205H102V204H101ZM197 205H198V204H197ZM209 205L211 206V204H209ZM213 205H214V203H213ZM213 205H212V206H213ZM222 205H223V204H222ZM222 205H221V206L219 205V207L216 206V207H217V211H216V213H215V212H211L212 210H213V211L215 210V208H213L212 206H211L212 209L209 207L211 210L208 209L210 212L208 211L209 213H207V212H205V213L209 214L210 216H213L212 214L214 213V214L217 216V214H218V212H219L218 209L220 210V209L222 208ZM225 205H226V204H225ZM233 205H231V206H233ZM244 205H245V206H243V207H246V204H244ZM8 206H9V205H8ZM19 206H20V205H19ZM46 206H48V205H46ZM46 206H45V207H46ZM67 206H68V204H67ZM81 206H80V207H81ZM88 206H89V205H88ZM96 206H97V205H96ZM96 206H95V207H96ZM102 206H103V205H102ZM107 206H108V205H107ZM107 206H106V207H107ZM172 206H173V203H172ZM179 206H180V205H179ZM181 206H180V207H181ZM192 206H193V205H192ZM202 206H201V207H202ZM241 206H242V204H241ZM247 206H248V205H247ZM249 206H250V205H249ZM256 206H257V205H256ZM0 207H1V206H0ZM10 207H11V206H10ZM10 207H9V208H10ZM40 207H41V206H40ZM42 207H43V206H42ZM76 207H77V206H76ZM78 207H79V206H78ZM80 207H79V208H80ZM82 207H85V206H82ZM82 207H81V208H82ZM177 207H178V206H177ZM185 207H186V206H185ZM188 207H189V206H188ZM214 207H215V206H214ZM220 207H221V208H220ZM225 207H226V206H225ZM235 207H236V206H235ZM243 207H242V209H243ZM257 207H260V206H257ZM12 208H13V207H12ZM14 208H15V207H14ZM14 208H13V209H14ZM19 208H20V207H18V209H19ZM36 208H37V207H36ZM63 208H64V207H63ZM65 208H66V207H65ZM67 208L70 209V208H71V205H70V208H69V207H67ZM67 208H66V209H67ZM85 208H86V207H85ZM182 208H183V207H182ZM186 208H187V207H186ZM186 208H185L184 210H186ZM195 208H196V207H195ZM197 208H198V206H197ZM205 208H206V207H205ZM226 208H227V207H226ZM226 208H225V209L223 208L222 210H223V211L226 210V211L228 212V209H226ZM228 208H229V206H228ZM231 208H233V207H231ZM231 208H230V211H231ZM236 208H237V207H236ZM236 208H234L233 210H235ZM238 208L241 209L240 206H238ZM238 208H237V209H238ZM251 208H252V207H251ZM262 208H263V207H262ZM0 209H1V208H0ZM16 209H17V208H16ZM22 209H23V208H22ZM49 209H50V208H49ZM72 209H73V208H72ZM97 209H98V208H97ZM201 209H202V208H201ZM206 209H207V208H206ZM206 209H205V210H206ZM237 209H236V210H237ZM247 209H248V208H247ZM247 209H246V210H247ZM256 209H257V208H256ZM1 210H2V209H1ZM4 210H5V208H4ZM6 210H7V209H6ZM38 210H39V209H38ZM81 210H82V209H81ZM84 210H85V209H84ZM100 210H101V209H100ZM110 210H111V209H110ZM182 210H183V209H182ZM191 210L193 211V209H191ZM194 210H195V209H194ZM202 210H204V208H203ZM222 210H220V214H221V216H218V217L213 216V217H215V219H217V218H221V219H222V218L224 217V216L222 217V214L224 215L225 213H227V212H225V211L222 213ZM243 210H244V209H243ZM243 210H242V211H243ZM258 210H259V209H258ZM261 210H262V209H261ZM16 211H17V210H16ZM20 211H21V210H20ZM67 211H68V210H66V212H67ZM69 211H70V210H69ZM86 211H87V210H86ZM86 211H85V213H87ZM115 211H116V210H115ZM117 211H118V210H117ZM177 211H178V210H177ZM206 211H207V210H206ZM230 211H229V212H230ZM249 211H250V210H249ZM262 211H263V210H262ZM9 212H10V211H9ZM14 212H15V211H14ZM14 212H13V213H14ZM22 212H23V211H22ZM83 212H84V211H83ZM93 212H95V211H93ZM111 212H112V211H111ZM173 212H174V211H173ZM173 212H172V213H173ZM179 212H180V211H179ZM179 212H178V213H179ZM183 212H184V211H183ZM197 212H199V211L197 210ZM202 212H203V211H202ZM247 212H248V211H247ZM64 213H65V212H64ZM67 213H68V212H67ZM71 213H72V212H71ZM71 213H70V214H71ZM74 213H75V212H74ZM88 213H89V212H88ZM109 213H110V212H109ZM117 213H118V212H117ZM174 213H175V212H174ZM174 213H173V214H174ZM193 213H196V212L193 211ZM199 213H200V212H199ZM211 213H212V214H211ZM230 213L232 214V212H230ZM234 213H235V212H234ZM234 213H233V215L237 214L238 212L235 213V214H234ZM4 214H5V213H4ZM6 214H7V212H6ZM17 214H18V213H17ZM19 214H20V213H19ZM89 214H90V213H89ZM91 214H92V213H91ZM91 214H90V215H91ZM103 214H104V213H103ZM112 214H113V213H112ZM170 214H171V213H169V215H170ZM183 214H184V213H183ZM196 214H197V213H196ZM201 214H202V213H201ZM220 214H219V215H220ZM231 214L228 213V215H231ZM242 214H243V213H242ZM244 214H245V213H244ZM247 214H248V213H247ZM250 214H252V213H250ZM254 214H255V213H254ZM254 214H253V215H254ZM11 215H12V214H11ZM34 215H35V214H34ZM68 215H69V214H67V217H68ZM72 215H74V214L72 213ZM72 215H71V216H72ZM84 215H85V214H84ZM92 215H93V214H92ZM92 215H91V216H92ZM100 215H101V213H100ZM107 215H108V214H107ZM110 215H111V214H110ZM117 215H118V214H117ZM174 215H175V214H174ZM180 215H181V213H180ZM180 215H179V216H180ZM185 215H187V214H186V211H185ZM191 215H192V214H191ZM202 215H203V214H202ZM204 215H205V214H204ZM209 215H207V216H209ZM228 215L226 214V216H228ZM238 215H240V212H239ZM253 215H252V216H253ZM256 215H257V214H255V216H256ZM259 215H261V214L259 213ZM259 215H258V216H259ZM13 216H14V215H13ZM17 216H18V215H17ZM63 216H64V215H63ZM75 216H76V215H75ZM86 216L88 217L89 215L87 214V215H85V217H86ZM94 216H95V215H93V219H95V218L97 217V216H96V217H94ZM175 216H176V217H175ZM175 216H174L175 218H179L177 215H175ZM187 216L189 217V215H187ZM187 216H186V220H187ZM193 216H194V215H193ZM193 216H192V218H193ZM196 216H197V215H196ZM196 216H194L195 219H196ZM199 216H200V215H199ZM210 216L207 217V218H210ZM226 216H225V217H226ZM248 216H249V214H248ZM248 216H247V217H248ZM10 217H11V216H10ZM10 217H9V218H10ZM14 217H15V216H14ZM14 217H13V218H14ZM20 217H23V216L20 215ZM44 217H45V216H44ZM65 217H66V216H65ZM65 217H64V218H65ZM87 217H86V218H87ZM162 217H163V216H162ZM197 217H198V216H197ZM228 217H230V216H228ZM228 217H227V219L230 220L231 217H230V218H228ZM232 217H233V216H232ZM235 217H236V215H235ZM237 217H238V216H237ZM237 217H236V218H237ZM239 217H240V216H239ZM239 217H238V218H239ZM247 217H246V218H247ZM256 217H257V216H256ZM256 217H255V218H256ZM36 218H37V217H36ZM38 218H39V217H38ZM70 218H71V217H70ZM70 218H69V219H70ZM72 218L74 219L73 216H72ZM79 218H80V216H79ZM83 218H84V216H83ZM88 218H89V217H88ZM88 218H87V219H88ZM91 218H92V217H91ZM106 218H107V217H106ZM110 218H112V217H110ZM114 218H115V217H114ZM114 218H113V219H114ZM166 218H167V216H166ZM166 218H165V219H166ZM181 218H182V216H181ZM183 218H184V217H183ZM183 218H182V222H186V220L183 221ZM204 218H205V216H204ZM211 218H212V217H211ZM211 218H210V219H211ZM233 218H234V217H233ZM241 218H242V216H241ZM255 218H254V219H255ZM257 218H258V217H257ZM263 218H264V217H263ZM20 219H21V218H20ZM30 219H31V218H30ZM40 219H41V218H40ZM40 219H39V220H40ZM73 219H72V220H73ZM75 219H76V221H77V216H76ZM80 219H81V218H80ZM84 219H85V218H84ZM87 219H85V220H87ZM107 219H108V218H107ZM107 219H106V220H107ZM113 219H112V220H113ZM119 219H120V218H119ZM158 219H159V218H158ZM179 219H180V218H179ZM184 219H185V218H184ZM189 219H190V217L188 218V222H186V224L189 225V228H190V227H192V228L194 227L193 229H195V227L198 228L197 225H199V226L202 225V226H200L201 228H204V229H211L212 231L215 230V229H217V230L220 229L219 232L221 231V233H220L219 235H217V237L220 238V240H223V241H220V240L217 239V238L215 237V235H214L215 240H217V241L219 240V241L222 242V243H223V242L225 243V241H227V243H228V242H230V241L236 240V241H237V243H236V247H237V248L235 247V243H234L235 241H233V243H234V244H233V245H234L233 248H235L234 250H235L236 252H237L236 249H238V247H239V250H241V248L243 249V247H246V246H247L248 249H249V251L252 252V253H249V255H248V253L246 252V253H247V256H248L247 259H246V256H244L245 254H243V255L241 254L242 256H239L238 259H240V257H241V259L244 258V259H243L244 262L241 260V262H243V263H241L239 260H236L235 263H237V261H239L240 264H259V262H260L261 260L263 261V259H262V258L264 257V244H263V243H264V238H263L264 233L262 232L263 230H261V232L263 233V236H262L263 239H262V238H261V239H262L263 241L260 242V243H257V242L261 241V239H259V241L256 240L257 242L253 241V242H255V244H254V243L250 244V243H251V241H249L250 238L247 240V237H246V235H245L246 233L244 234V236H240V235L243 233V232H242V231H243V230H242L243 228H241V230H242L241 232H242V233H240V229H239V233H240L239 236L237 235L238 233L236 234V231H235V232L233 231V232L235 233V234H234V233L232 232V233L235 235V236H234V235H232L231 233H229V232H231L232 229L228 230V229H229L228 227H227L228 229H227L226 227H223V228H226V230L229 231V232L226 231V232H228L227 235L231 234L230 236H234V237H232V238H228L229 236L227 237L226 233L223 234V232H222V231H224L225 229L222 230L223 228H220V227H219V225H220V226H221V225L223 226L224 223H223V224L221 223V224H219V225H217V226H216L217 223H216L215 225H213L214 222H218V221H216V220L214 219L215 221H213V224H212L213 226H212V225L208 222V221H212V220H209V219H208V221H205V223H206V224L209 223L212 227H208V228H207V227H205L206 224H203L200 220H198V221H200L202 224H197V222H198L197 220H196L197 222H195V220H194V221H193L194 223H193V222H191L192 219H190V221H189ZM199 219H200V218H199ZM221 219H217V220H219V222H220V221H221V222H222V221L225 222L224 219H226V218H223L222 220H221ZM234 219H235V218H234ZM234 219L231 218L232 221H233ZM244 219H245V218H244ZM249 219H251V218H249ZM259 219H261V217H259ZM259 219H258V220H259ZM13 220H14V219H13ZM37 220H38V219H37ZM42 220H43V219H42ZM46 220H47V219H46ZM66 220H67V219H66ZM66 220H65V221H66ZM81 220H82V219H81ZM88 220H90V219H88ZM91 220H92V219H91ZM91 220H90V222H91ZM95 220H96V219H95ZM123 220H124V219H123ZM154 220H157V219L155 218ZM154 220H153V221H154ZM166 220H167V219H166ZM174 220H175V219H174ZM201 220H202V218H201ZM229 220H227L228 222L226 221V222L228 223V224H227V223H226V224L230 226L229 223H231L232 221H231V220L229 221ZM237 220H238V219H237ZM247 220H248V219H247ZM258 220H257V221H258ZM261 220H262V219H261ZM6 221H7V220H6ZM19 221H20V220H19ZM25 221H26V220H25ZM34 221H35V220H34ZM44 221H45V220H44ZM49 221H50V220H48V223H49ZM58 221H59V220H58ZM69 221H70V220H69ZM76 221L74 220V222H76ZM99 221H100V220H99ZM107 221H108V220H107ZM109 221H110V220H109ZM109 221H108V222H109ZM119 221H120V220H119ZM151 221H152V220H151ZM159 221H160V220H159ZM242 221H243V220H242ZM251 221H252V219H251ZM251 221L248 222V223H251ZM26 222H27V221H26ZM37 222H40V221H37ZM37 222H36V223H37ZM52 222H53V221H52ZM67 222H68V221H67ZM67 222H65L64 224H67ZM78 222H79V221H77V223H78ZM82 222H83V220H82ZM84 222H85V221H84ZM92 222H93V221H92ZM92 222H91V223H92ZM97 222H98V221H97ZM112 222H114V220H113ZM115 222H116V221H115ZM129 222H130V221H128V224L130 225ZM160 222H161V221H160ZM179 222H180V220H179ZM200 222H199V223H200ZM203 222H204V220H203ZM240 222H241V220H240ZM245 222H246V221H245ZM6 223H7V222H6ZM9 223H10V222H9ZM30 223H31V224H34V223H32V222H29V224H30ZM48 223H47V224H48ZM77 223H76V224H77ZM79 223H80V222H79ZM79 223H78V225L81 226L80 224H82V223H80V224H79ZM87 223H88V222H87ZM104 223H105V222H104ZM122 223H123V221H122ZM146 223H147V222H146ZM157 223H158V222H157ZM162 223H163V222H162ZM177 223H178V222H177ZM233 223H236V225L239 226V223L237 224V222H232V223H231V226H232V227H233V225H232ZM258 223H259V222H258ZM4 224H5V222H4ZM11 224H12V223H11ZM20 224H21V223H20ZM26 224H27V223H26ZM31 224H30V226H31ZM45 224H46V223H45ZM52 224H53V223H52ZM57 224H58V223H57ZM71 224H72V223H71ZM89 224H90V223H89ZM93 224H94V223H93ZM95 224H96V223H95ZM101 224H102V223H101ZM101 224H100V225H101ZM111 224H112V223H111ZM111 224H110V225H111ZM114 224H115V223H114ZM116 224H119V222H118V223L116 222ZM123 224H124V223H123ZM123 224H122V225H123ZM125 224H126V223H125ZM125 224H124V225H125ZM128 224H126V225H128ZM153 224H155V223L153 222ZM226 224H225V225H226ZM243 224H244V223H243ZM245 224H246V223H245ZM260 224H261V222H260ZM262 224H264V222H262ZM22 225H23V224H22ZM48 225H49V224H48ZM67 225H69V224H67ZM78 225H77V226H78ZM104 225H105V224H104ZM110 225H109V226H110ZM141 225L143 226V224H141ZM148 225H149V224H148ZM162 225H163V224H162ZM180 225H181V223H180ZM180 225H179V226H180ZM184 225H185V224H184ZM184 225H182V228H184ZM203 225H204V226H203ZM207 225H208V224H207ZM210 225H208V226H210ZM225 225H224V226H225ZM234 225H235V224H234ZM236 225H235V226H236ZM4 226H5V225H4ZM9 226H10V225H9ZM11 226H12V225H11ZM49 226H50V225H49ZM53 226H54V225H53ZM77 226H76V227H77ZM79 226H78V227H79ZM93 226L95 227V225H93ZM93 226H92V227H93ZM130 226H132V225H130ZM130 226H128V227H129L128 229H130ZM145 226L147 227V225H145ZM150 226H151V225H150ZM155 226H156V225H155ZM159 226H160V225H159ZM172 226H173V225H172ZM174 226H175V225H174ZM176 226L179 228L178 224H177ZM176 226H175V228H173V229H176V230H177L178 228H176ZM231 226H230V227H231ZM238 226H236V230H237V231H238V229H237ZM12 227H14V225H13ZM12 227H11V228H12ZM17 227H18V226H17ZM33 227H34V226H33ZM68 227H69V226H68ZM74 227H75V226H74ZM83 227H84V225H83ZM98 227H99V226H98ZM101 227H102V226H101ZM101 227H100V228H101ZM107 227H108V226H107ZM107 227H106V229H107ZM116 227H117V226H116ZM121 227H122V226H121ZM126 227H127V226H126ZM143 227H144V226H143ZM143 227H141V228H143ZM152 227H154V225H153ZM157 227H158V226H157ZM163 227H164V226H163ZM170 227H171V226H170ZM185 227L188 228L187 225H185ZM200 227H199L198 229H199V232H200V234H201V230H200L201 228H200ZM257 227H258V226H257ZM257 227H256V228H257ZM2 228H3V227H2ZM19 228H20V227H19ZM36 228H37V227H36ZM52 228H53V227H52ZM71 228H72V227H71ZM100 228H99V229H100ZM109 228H110V227H109ZM123 228H125V226H123ZM155 228H156V227H155ZM159 228H160V227H159ZM166 228H167V227H166ZM186 228H185V229H186ZM234 228H235V227H234ZM234 228H233V229H234ZM248 228H250V227H248ZM248 228H247V230H248ZM253 228H254V227H253ZM253 228H252V229H253ZM6 229H7V228H6ZM14 229H15V227H14ZM53 229H54V228H53ZM62 229H63V228H62ZM69 229H70V228H69ZM69 229H68V230H69ZM75 229H77V228H75ZM86 229H87V228H86ZM89 229H90V228H89ZM97 229H98V228H97ZM102 229L105 230V228H102ZM102 229H101V230H102ZM112 229H113V228H112ZM115 229H116V228H114L113 231H115ZM119 229H120V228H119ZM125 229H126V228H125ZM128 229H127V230H128ZM143 229H145V228H143ZM149 229H150V228H149ZM164 229H165V228H164ZM168 229H169V228H168ZM168 229H167V230H168ZM185 229H184V230H185ZM193 229H192V230H193ZM259 229H264V228H259ZM17 230H19V229H17ZM20 230H21V229H20ZM44 230H45V229H43V232H45ZM50 230H51V229H50ZM71 230H72V229H71ZM71 230H70V231H71ZM73 230H74V229H73ZM79 230H80V229H79ZM84 230H85V229H84ZM108 230H109V229H108ZM122 230H123V229H122ZM127 230H126V231H127ZM155 230H157V228H156ZM180 230H181V229H180ZM217 230H215V231L217 232ZM234 230H235V229H234ZM256 230H257V229H256ZM9 231H11V230H9ZM46 231H47V230H46ZM63 231H64V230H63ZM65 231H66V230H65ZM75 231H76V230H75ZM99 231H100V230H99ZM117 231H118V230H117ZM120 231H121V230H120ZM131 231H133V230H131ZM131 231H130V232H131ZM151 231H152V229H151ZM151 231H150V233H151ZM165 231H166V230H165ZM168 231H169V230H168ZM173 231H174V230H173ZM182 231H183V230H181V232H182ZM195 231L198 232L197 230H195ZM202 231H203V230H202ZM205 231H206V230H205ZM248 231H249V230H248ZM257 231H259V230H257ZM6 232H7V231H6ZM18 232H20V231H18ZM22 232H23V231H22ZM40 232H42V231L40 230ZM48 232H49V231H48ZM52 232H53V231H52ZM61 232H62V231H61ZM67 232H68V231H67ZM76 232H77V231H76ZM76 232H74V233H76ZM82 232H83V231H82ZM86 232H87V231H86ZM86 232H85V233H86ZM92 232H93V234H90V235L95 236L96 238H100V239H102V238H101L102 235L100 234V235H101V236H100L96 229H93V228H92ZM92 232H91V233H92ZM103 232H105V231H103ZM145 232L148 233L147 230H146ZM153 232H155V231H153ZM156 232H159V230L156 231ZM162 232H163V231H162ZM177 232H178V231H177ZM190 232H191V231H190ZM199 232H198V233H199ZM209 232H210V231H209ZM219 232H218V233H219ZM253 232H254V231H253ZM24 233H25V231H24ZM26 233H27V232H26ZM26 233H25L24 235H26ZM37 233H38V232H37ZM53 233L55 234V232H53ZM68 233H69V232H68ZM71 233H72V232H71ZM106 233H107V232H106ZM116 233H117V232H116ZM126 233H127V232H126ZM160 233H161V231H160ZM160 233H158V234H160ZM183 233H184V231H183ZM186 233H187V231H186ZM194 233H195V232H193V233H191V234L194 235ZM205 233H206V232L203 231L202 234H205ZM212 233H214V232H212ZM212 233H211V234H212ZM258 233H260V232H258ZM2 234H3V233H2ZM17 234H18V233H17ZM20 234H21V233H20ZM35 234H36V233H35ZM47 234H48V233H47ZM80 234H81V233H80ZM83 234H84V233H83ZM83 234H82V235H83ZM86 234H87V233H86ZM109 234H110V233H109ZM113 234H115V233H113ZM113 234H112V235H113ZM123 234H124V233H123ZM123 234L120 233V235H123ZM128 234H129V233H128ZM130 234H131V233H130ZM135 234H137V233H135ZM152 234H153V233H152ZM155 234H156V233H155ZM177 234H178V233H177ZM177 234H173V235H172V234H171V235H169V234H168V235L165 234V235H164V233H163V236H162V234H160L159 238L162 240V243H163V242H164V243H163V246H162V247H161L162 244H161L160 246H159L158 244H157V245H158V247H161L162 249H164V251H165L166 253H163V250H159V248H157V250H156V249H152L153 247L156 248L157 245H156V246H153L152 248H150V250L152 249L151 251L154 250V252H152V254H154V253H155L156 251H158V250L161 251V252H159V251L156 252V253H155L156 255H157V253H159L160 255H161V253H163V257H164L163 259H164V261H163V259H161V260H162V262H161L160 258H162V257H161L162 255H161V256L158 255L157 258H159L160 262H159V261H156V262L154 261V263L156 264V263L159 262V264H195V263H200L201 261H203V260H201V259H204V258H197V257H199V256H201V257H205V256H207V255H206V252H207L208 248H202L203 250H206V249H207V250L205 251V256L203 255V254H204L203 251H201L203 254H202V253L200 254V253L198 252L200 255H197L198 253H197V254L195 253V252H197V249H198V251H199L200 248L202 247V246H201L200 248H199V247H198V248L195 247V244L197 245V243H195V242H196L195 240H199V239H202V238L199 237V239H197V237L192 236V235H191V236H192L193 238H191V236L189 235L190 233H187L188 236H186L185 234H182V235H181V233H180V235H177ZM208 234H209V233H208ZM208 234L201 236V237H204V236H205V237H204V242L207 240V239H205V238H207L206 236H207ZM215 234H217V233H215ZM254 234H255V233H254ZM8 235H9V234H8ZM22 235H23V234H22ZM29 235H30V234H29ZM63 235H64V234H63ZM66 235H67V234H65V236H66ZM71 235H72V234H71ZM74 235H75V234H74ZM74 235H73V236H74ZM76 235H77V234H76ZM88 235H89V234H88ZM106 235H107V234H106ZM137 235H138V234H137ZM137 235H135V236H137ZM147 235H149V234H147ZM242 235H243V234H242ZM256 235H257V234H256ZM258 235H260V234H258ZM261 235H262V234H261ZM6 236H7V235H6ZM10 236H11V235H10ZM14 236H15V235H14ZM26 236H27V235H26ZM31 236H34V235H31ZM38 236H39V235H38ZM46 236H47V235H46V233H45V237H46ZM55 236H56V234H55ZM68 236H69V235H68ZM78 236H79V235H78ZM99 236H100V237H99ZM118 236H119V235H118ZM135 236H134V237H135ZM150 236H152V235H150ZM182 236H183L184 238H182ZM196 236H200V235H197V234H196ZM211 236H212V235H211ZM236 236H238V237H236ZM248 236H250V235H248ZM253 236H254V235H253ZM4 237H5V236H4ZM18 237H20V236H18ZM27 237H28V236H27ZM35 237H36V236H35ZM42 237H43V236H42ZM45 237H43V238H45ZM47 237H48V236H47ZM56 237H57V236H56ZM69 237H70V236H69ZM75 237H76V236H75ZM79 237H80V236H79ZM90 237H91V236H90ZM95 237H94V238H95ZM103 237H104V236H103ZM106 237H107V236H106ZM106 237H104V238H106ZM110 237H111V236H110ZM113 237H114V236H113ZM121 237H122V236H121ZM123 237H124V236H123ZM123 237H122V238H123ZM126 237H128V236H125L124 239H125ZM148 237H149V236H148ZM153 237L155 238V236H153ZM156 237H157V236H156ZM242 237H243V238L246 237V239H243ZM22 238H23V237H22ZM30 238H31V237H30ZM30 238H29V239H30ZM36 238H37V237H36ZM73 238H74V237H73ZM82 238H83V237H82ZM94 238H92V239H94ZM96 238H95V239H96ZM107 238H108V237H107ZM117 238H118V237H117ZM122 238H121V239H122ZM130 238H131V237H129V239H130ZM132 238H133V237H132ZM146 238H147V237H146ZM189 238H190L191 240H189ZM209 238H210V236H208V239H209ZM212 238H213V236H212ZM259 238H260V237H259ZM6 239H7V238H6ZM15 239H17V238H15ZM25 239H26V238H25ZM25 239H23V240H25ZM33 239H35V238H33ZM63 239H64V238H63ZM66 239H68V238H66ZM75 239H76V238H75ZM88 239H89V238H88ZM88 239H87V240H88ZM100 239H99V240H100ZM148 239H151V238H148ZM193 239H194V243H195V244H193V246H194L195 248H193V247H191V246L188 247V245H192V244H188V243H189L190 241H191L190 243H192V240H193ZM210 239H211V238H210ZM210 239H209V240H210ZM257 239H258V237H257ZM3 240H4V239H3ZM7 240H8V239H7ZM12 240H13V239H12ZM47 240H48V238H47ZM97 240H98V239H97ZM102 240H103V239H102ZM102 240H101V241H102ZM106 240H107V239H106ZM115 240H116V239H114V241H115ZM146 240H147V239H146ZM155 240L157 241V238H156ZM158 240H159V239H158ZM202 240H203V239H202ZM202 240H201V241H202ZM209 240H208V241H209ZM212 240H213V239H212ZM212 240H211V242L213 243ZM28 241H29V240H28ZM51 241H52V240H51ZM57 241H58V240H57ZM62 241H63V240H62ZM75 241H76V240H75ZM88 241H90V240H88ZM121 241H122V240H120V242H121ZM126 241H129V240H126V239H125L124 243H127ZM134 241H135V240H134ZM181 241H183V242H185V243L187 242L186 244H188V245H185V243H183V242H181ZM199 241H200V240H199ZM23 242H24V241H23ZM34 242H35V240H34ZM49 242H50V241H49ZM73 242H74V241H73ZM76 242H77V241H76ZM81 242H82V241H81ZM90 242H91V241H90ZM90 242H89V243H90ZM96 242H97V241H96ZM122 242H123V241H122ZM122 242H121V243H122ZM129 242H131V241H129ZM150 242H151V240H150ZM152 242H153V240H152ZM7 243H8V242H7ZM27 243H29V242H27ZM51 243H52V242H51ZM64 243H65V242H64ZM71 243H72V242H71ZM91 243H92V242H91ZM101 243H102V244H101ZM101 243H100V244H101L103 247H105L106 249L108 248V246H107L108 244H107V242H105V240H104V242L102 241ZM132 243H133V240H132ZM182 243H183L185 246H184ZM198 243H199V242H198ZM214 243H215V241H214ZM227 243H226V244H227ZM20 244H21V243H20ZM32 244H33V242H32ZM32 244H31V245H32ZM34 244L37 245L36 242H35ZM45 244H46V243H45ZM61 244H63V243H61ZM61 244H60V245H61ZM73 244H74V243H73ZM78 244H79V243H78ZM82 244H83V243H82ZM106 244H107V245H106ZM128 244L130 245V243H128ZM151 244H152V243H151ZM202 244H203V243H202ZM202 244H200V245H202ZM204 244H205V243H204ZM216 244H218V243L216 242L214 245H216ZM220 244H221V243H220ZM226 244H225V247L227 248ZM253 244H254L255 246H252ZM256 244H257V245H256ZM258 244H263V247H261V245L258 246ZM15 245H16V244H15ZM17 245H18V244H17ZM17 245H16V246H17ZM26 245H28V244H26ZM29 245H30V244H29ZM35 245H34V246H35ZM51 245H52V244H51ZM55 245H56V244H55ZM66 245H67V243H66ZM71 245H72V244H71ZM111 245H112V244H111ZM129 245H128V246H129ZM139 245H140V244H139ZM148 245H149V244H148ZM148 245H147V246H148ZM152 245H153V244H152ZM152 245H151V246H152ZM200 245H199V246H200ZM210 245H211V243H210ZM210 245H209V246H210ZM214 245H213V246H214ZM231 245H232L231 243L228 245V249H229V250H232V249H233V248L230 249V248H231ZM69 246H70V245H69ZM72 246H73V245H72ZM80 246H81V245H80ZM99 246H100V245H99ZM209 246H208V247H209ZM218 246H220V245H218ZM218 246H217V247H218ZM24 247H25V246H24ZM28 247H29V246H28ZM70 247H71V246H70ZM74 247H75V244H74ZM77 247H78V246H77ZM81 247H82V246H81ZM85 247L87 248V246H85ZM120 247H121V245H120ZM123 247H125V246H123ZM126 247H127V245H126ZM129 247H131V249H132V246H129ZM135 247H136V246H135ZM137 247H138V245H137ZM140 247H141V246H140ZM142 247H143V246H142ZM203 247H204V245H203ZM206 247H207V245H206ZM215 247H216V246H215ZM217 247H216V249H217ZM225 247H224V250L226 249ZM229 247H230V248H229ZM19 248H20V247H19ZM21 248H22V247H21ZM32 248H33V245H32ZM38 248H39V247H38ZM60 248H61V246H60ZM65 248H66V247H65ZM68 248H69V247H68ZM86 248H85V249H86ZM109 248H110V247H109ZM127 248H128V247H127ZM210 248H212V247H210ZM222 248H223V247L221 246V250H222ZM0 249H2V248H0ZM4 249H6V248H4ZM33 249H34V248H33ZM43 249H44V248H43ZM45 249H46V248H45ZM55 249L58 250V251L56 250V253H57V254L54 253V254H56V255L59 256V258L56 256L58 259H63V258H64V261H65L67 257L70 258V256H71L72 258H70V259H72V260H74L73 257H76V255H75V254H76V249H74V250H75V254H74V252H72V251H74V250H72L73 248L71 249L72 251H69V249L67 250V251H69V252H72V254H71V253H68L66 250H65V251H66V252H65L64 249H61V250L58 249V248H55ZM66 249H67V248H66ZM83 249H84V248H83ZM85 249H84V250H85ZM97 249H98V248H97ZM101 249H102V248H101ZM101 249H100V250H101ZM124 249H126V248H124ZM139 249H140V248H139ZM139 249H138V252L141 250V249H140V250H139ZM144 249H145V248H144ZM144 249H143V250H144ZM202 249H201V250H202ZM228 249H227V251H228ZM245 249H246V248H245ZM2 250H3V249H2ZM7 250H8V249H7ZM22 250H23V249H22ZM39 250H40V249H39ZM39 250H37V253H38ZM46 250H47V249H46ZM49 250H50V249H49ZM53 250H54V249H53ZM81 250H82V249H81ZM98 250H99V249H98ZM102 250H104V248H103ZM102 250H101V251H102ZM127 250H128V249H127ZM136 250H137V249H136ZM143 250L140 251V252H143ZM191 250H193V251L196 250V251L193 253V251L191 252ZM221 250H220V251L218 250V251L221 252ZM234 250H232V251H234ZM9 251H10V250H9ZM26 251H27V250H26ZM40 251H41V250H40ZM47 251H48V250H47ZM50 251H52V250H50ZM78 251H79V250H78ZM78 251H77V254H78ZM108 251H109V250H108ZM117 251H118V250H116V252H117ZM146 251H148V247H147V250H146ZM151 251H148V252H151ZM209 251H211V250H209ZM216 251H217V250H216ZM218 251H217V252H218ZM225 251H226V250H225ZM227 251H226V252H227ZM2 252H3V251H2ZM28 252H29V251H28ZM54 252H55V251H54ZM83 252H84V251H83ZM96 252H97V251H96ZM96 252H95V253H96ZM98 252L101 253L100 251H98ZM103 252H104V251H103ZM148 252H147V253H148ZM211 252H212V251H211ZM211 252H210V254H212ZM214 252H215V251H214ZM214 252H213V254H214ZM222 252H223V251H222ZM229 252H230V251H229ZM229 252L227 253L228 255H229ZM239 252H240V251H239ZM253 252L256 253L257 255H259V258H258L257 255L253 254ZM6 253H7V252H6ZM34 253H36V251H35ZM49 253H50V252H49ZM49 253H48V254H49ZM79 253H81V251H79ZM95 253H94V255H95ZM107 253H108V252H107ZM147 253H146V254H147ZM231 253H232V252H231ZM231 253H230L229 256H231ZM243 253H244V251H243ZM3 254H4V252H3ZM31 254H32V253H31ZM38 254H39V253H38ZM111 254H112V253H111ZM117 254H118V253H117ZM126 254H127L130 258L126 257V258L129 259V260H128V261H126V260L123 261L124 263H122V264H154L153 261L150 263L149 261H146L145 259H143L144 256L146 255L145 252H144V254H143L144 256H143V255L140 256L139 253H138L139 255L137 256V252H136L135 250H133V251L129 250V251L126 252ZM207 254H208V253H207ZM213 254H212V255H213ZM219 254H220V253H219ZM236 254H237V253H236ZM239 254H240V253H239ZM250 254L257 256V259H256V257H254V256L251 257ZM7 255H8V253L6 254V256H7ZM10 255H12V254H10ZM10 255H9V256H10ZM45 255H46V254H45ZM78 255H79V254H78ZM80 255H82V254H80ZM90 255H91V254H90ZM90 255H89V256H90ZM107 255H108V254H107ZM148 255L151 256V254H148ZM156 255H153V257L155 256V259H156ZM208 255H209V254H208ZM216 255H218V253H217ZM233 255H235V254H233ZM260 255H261L262 257H261ZM9 256H8V257H9ZM40 256H41V255H40ZM49 256H50V255H47L46 257H49ZM66 256H67V257H66ZM91 256H92V255H91ZM99 256H100V254H99ZM99 256H98V257H99ZM139 256L141 257L142 260H144V261H146V262H145V263H143V262H142V263H137V262H141V261H142V260H141V261H138V260H137V259H138L137 257H139ZM159 256H160V257H159ZM210 256H211V255H210ZM219 256H221V255H218V262H219L220 260H221V261L223 260V259H221ZM226 256H227V255L225 254L224 257H226ZM35 257H36V256H35ZM51 257H54L53 260L57 261L55 256H51ZM51 257H49V258H51ZM79 257H83V255H82V256H79ZM79 257L77 256L78 259L76 258V259L78 260V262H80V260H79L80 258H79ZM117 257H118V256H117ZM148 257H149V256H146L145 258H147V260H150V261H151V259H148ZM207 257H208V256H207ZM207 257H206V258H207ZM212 257H213V256H211V258H212ZM216 257H217V256L214 255V259H215ZM221 257H222V256H221ZM227 257H228V256H227ZM227 257H226V258H227ZM232 257H235V256H232ZM232 257H229V258H232ZM236 257H237V256H236ZM236 257H235V258H236ZM260 257H261V258H260ZM3 258H4V257H3ZM5 258H6V257H5ZM44 258H45V256H44ZM44 258H43V259H44ZM49 258H48L47 260L45 259L46 261H48V263H44L45 260L42 261V262H43L44 264H49V263H50ZM69 258H68V259H69ZM84 258H85V257H84ZM84 258H82V259H84ZM95 258H96V257H95ZM99 258H100V257H99ZM104 258H105V257H104ZM182 258H184V259H182ZM185 258H186V259H185ZM206 258H205V259H206ZM209 258H210V257H209ZM209 258H208V260L211 259V258H210V259H209ZM219 258H220V260H219ZM229 258H227V259L230 260ZM0 259H1V258H0ZM33 259H34V258H33ZM40 259H41V258H40ZM68 259H67V260H68ZM70 259H69V260H70ZM76 259H75V260H76ZM85 259H90V258H85ZM85 259H84V260H85ZM91 259H92V258H91ZM96 259H97V258H96ZM96 259H95V260H96ZM106 259H107V258H106ZM135 259H136V261H135ZM139 259H140V258H139ZM152 259H153V258H152ZM198 259H200V260H198ZM212 259H213V258H212ZM212 259L210 260L211 263H217V262H215L214 260H213V261H214V262H213ZM216 259H217V258H216ZM227 259L224 258V260L226 261V263H225V262H222V263L219 262V264H223V263H224V264H234V263H232V262L229 263L230 261H228ZM232 259H233V258H232ZM232 259H231V261L234 262L235 259H234V260H232ZM259 259H260V260H259ZM72 260H70V262H72ZM75 260H74V261H75ZM77 260H76V261H77ZM93 260H94V259H93ZM99 260H100V259H99ZM101 260H102V259H101ZM104 260H105V259H104ZM104 260H103V262L105 263ZM107 260H108V259H107ZM117 260H118V259H117ZM156 260H158V259H156ZM1 261H2V260H1ZM59 261L61 262V260H59ZM62 261H63V260H62ZM76 261H75V262H76ZM85 261H86V260H85ZM96 261H97V260H96ZM179 261H181V262H179ZM205 261H206V260H205ZM205 261H203L202 263H203V264H207V263L209 264V263H210V262H206V263H205ZM216 261H217V260H216ZM227 261H228V262H227ZM35 262H37V260H36ZM35 262H34V263H35ZM42 262H41V263H42ZM60 262H59V263H60ZM70 262H69V264H74V262H72V263H70ZM88 262H89V261H88ZM99 262H100V261H99ZM106 262H107V261H106ZM121 262H122V261H121ZM148 262H149V263H148ZM263 262H264V261H263ZM263 262H261V263L264 264ZM52 263L54 264V262H52ZM55 263H56V262H55ZM57 263H58V261H57ZM59 263H58V264H59ZM65 263H66V261H65ZM81 263H82V262H81ZM96 263H97V262H96ZM96 263H95V264H96ZM104 263H103V264H104ZM211 263H210V264H211ZM239 263H238V264H239ZM3 264H4V263H3ZM6 264H8V263H6ZM29 264H30V263H29ZM38 264H39V263H38ZM50 264H51V263H50ZM61 264H62V263H61ZM76 264H77V263H76ZM85 264H86V263H85ZM108 264H109V263H108ZM200 264H201V263H200Z\"/></svg>",
  "mask_w": 264,
  "mask_h": 264
}]
</instances>
